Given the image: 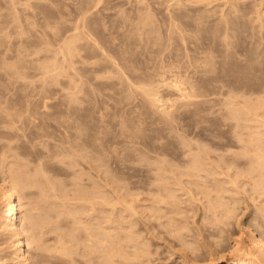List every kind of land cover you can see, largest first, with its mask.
I'll list each match as a JSON object with an SVG mask.
<instances>
[{"label":"bare ground","instance_id":"bare-ground-1","mask_svg":"<svg viewBox=\"0 0 264 264\" xmlns=\"http://www.w3.org/2000/svg\"><path fill=\"white\" fill-rule=\"evenodd\" d=\"M89 1H91V0H89ZM169 1L170 0H168L167 3H169ZM178 1H181V0L176 1L177 6L174 4V2H173V4L175 5L176 9L178 6H180V7H178L179 9L177 11H176L175 7L173 10L170 9L173 11L174 14L171 11H169L170 14L172 13L173 15L167 14V16H168L167 18H169V19L164 18V19H166L165 22L167 20H170V21L166 22L168 24L169 28L167 27V25H165L166 24L165 23L164 24L165 26H163V29L158 27V29H159L158 30L157 29L158 25L156 26V25H153V23H152V21L154 19L156 20V16L154 19H151L150 18L151 16L149 18H147L150 14L146 15L143 12V15H146L147 16L146 18L148 19V20L143 19L144 22L141 24V26L144 24L143 28L141 29L140 25H136V23L137 24H140V23L135 21L136 23L133 22L136 25V26H134V28L137 26H138L137 28H139V26H140L139 31H137V29H135L136 31L132 30V33H131L130 29H128V31H127V35H130V33L132 34V35H130V37L134 35L133 36L135 38V39L133 38L134 41L132 39H130L129 36L127 37L126 32H125L124 35H126L127 39L129 38V40L126 42L124 40H122V41H124V43H127L128 45H130V46H128L127 44H125L126 47L128 46L131 48L132 44H133V47L135 46L136 53H134L135 51L133 53H131V51L129 50V52L131 53V54H129L128 49H130V48H128V47L124 48L125 47L124 44L123 45L120 44L121 48H119V49H122L123 46H124L123 48L125 50L127 49V51H125V50H124V52L122 50L121 51L123 54L125 53L124 54L125 57L127 55L131 56V59L129 58V61L131 60L132 64H130V62L127 61L128 57H126L127 60L124 61L125 60L124 59L125 57H123L124 55L121 54L120 50H119L120 53L117 50V53H119V54H116V53L115 54H116V56L117 55L120 56V58L117 56L119 58L117 60L118 61L117 63L122 64L123 66H124V64L125 65L127 64L123 68H122V65L121 66L119 65L121 68L120 69L118 67V64L116 63V61L111 59L110 56L112 54L111 55L108 54L109 56L104 57V55L106 56L107 53L104 51V49L99 50L101 47V45H100L101 43L98 44V50H99V52L101 51V53H102L101 56L103 57V59H101L102 57L96 58V56L98 57V54H97L98 51H96L97 52V53L95 52L96 53V56H95L96 59L93 57L94 61H90V62H93V64L95 66L97 65L99 67V65L97 64L99 62H97V61H99L101 59L100 63L102 61L103 66L105 68L108 69V67L112 66L116 70L119 69L117 71L119 73H114V69L112 68L113 69L112 70L110 67L109 70L110 69L111 70L110 71L107 70V72H110V73H108V75L106 74L105 68H104L105 71H104V69L101 70L102 68H100V70L102 72V74H101L99 72L100 70L97 68L95 69V66L92 65V68L94 67V69L97 70V71H94V72H96V73H94V77H96L95 74L100 73V74H97L98 79H96L92 76L93 72L90 75V73H91L90 72L91 71L90 65L92 63H90L89 61H87L88 62L87 63L85 61V64L89 65V66L88 65H86V66H88L87 69H90V71L88 74L86 73L85 76H83V77H86V75L88 77L92 76V77H90V79L91 80L94 79L98 83L100 80L101 81L100 84L102 87L104 86L103 83L106 84V82L107 83L110 82V81H106V80H109L108 78L111 77V73H114V76H115V74L118 76L120 74V70H121V73L123 74V70H125V68H126V72H128V73H126L127 77H125L126 76V75H124L125 73L123 75H119L118 77L115 76L116 78L119 79V81L118 80L117 81L119 82L120 86L116 82L115 83L118 87H122L121 85L125 84L126 88H125V86H123V87L126 90H124L122 88L123 91L127 92L129 90L128 92H130V90H131V94H132V90L134 88H135V90L139 89L138 91L141 92L139 95V97L141 98V102H139V103L142 106L143 111L145 109H147V107H145V106H148V105H150L149 108H151V109L154 108L155 110H158V108L163 105L164 102L163 103L161 102L162 104L160 106V101L163 97L162 98L160 97L162 91L158 92V91H160V90H158V87L163 88V86L161 87V84L164 85L165 83H167V81H165V80H167V79L169 80V78L172 77L173 75H176L175 76L176 78L174 77V79L178 78L177 74H179V73L181 74L180 71L178 73V70L182 69V66L184 65V64L182 65V63H184L183 60H186L185 65H187V60L188 61L191 60L193 62V64H190L191 61L188 62L189 65H187V66L184 65L185 67L183 66L184 67L183 69L187 68L189 71V70H191V68L189 69V66L191 67L192 65H196L195 70L199 67V69L201 68L203 73L205 72L203 74V76H206V77L205 78L202 77L203 79L201 78L202 79L201 81L202 82L206 81L207 83H209L208 84L209 86L207 88L205 86H203L201 81H198V80H196V82H194V80L192 81V79H195L194 77L196 76L194 73H193L194 75H192V72L190 74L189 72H184V70H181V71H183V73L185 75V77H184V75L183 76L181 75V82L180 83H182V84L178 85L180 83H178L177 81H179L180 78H178L179 80H176L174 82L178 83V84L176 83L178 88L175 90H178L177 92H180L182 97L180 96L181 98L179 100H177L178 99L177 97L179 96L177 94L178 96L176 95V98H175L176 100L175 99L171 100L172 101L171 104H174L173 105L174 108L176 106L179 109H183V111L187 110L186 112H188V110H191L193 113L194 122L196 124L202 126V127L208 128L211 131L210 136H204V135L202 136V134H198V133H194V132H193V134L190 135L189 133L182 132V130L178 131V129H177V131H174L175 128H173V127H174V123H176L174 121H178L177 119L179 117L178 118L175 117L176 115L173 114L174 112L173 113L169 112L167 109H170V108H166L167 105L166 106L164 105L165 107L162 106L164 108V110H166V111H163L162 110L163 108H160L161 109L160 111H162L161 112L162 114L159 111H157L155 114L154 109H153L154 110L153 111V110H150L148 108L149 113L151 111H153V113L151 112L152 113V115H151V113L147 114L146 110L144 112L143 111L141 112V110H140L141 108L139 109V107H137L136 103L132 104L133 103L132 99H130V102H132V103L128 102L129 101L128 99L132 98L133 97L132 95H135V94H132V95L129 94L128 95L129 98L126 96L128 98L127 99L126 97H124L127 93L126 92H125V94H124V92L121 93V90H122L121 88L116 87V89L117 88L119 89L118 90L119 92H117V90L115 89V90H113V93H112L111 90H110V92H108L109 88H107L108 85H106V87H103V89L107 88L108 89L107 92H106V90H103L102 87L100 88L101 89L100 91H102V94H100V91L97 89L96 92H99V93L95 92L96 95L100 94L103 96L106 93V96L104 95L105 98L108 96L107 94H110V95L112 94L113 96L117 94L118 97L116 96V97H114V99L117 98L116 100L121 101L120 102L121 104H122V100H123V102H124V100H128V101H126L128 103H126V104L123 103V106L125 104L126 109H127L126 111H124L125 113L126 112L131 113V111L134 110V108H135L137 110V112L133 111L134 114L135 113L137 114L138 112H140V115L143 117L145 115V114L143 115V113H146L149 116L151 115L150 118H149V116L145 115V117H147L149 119H152L151 118L152 116H156L158 112H159V115H161L162 117L165 116L164 117L165 119H163L161 116L158 115V119H159V117H161L164 120V121L162 120L164 122L163 123L160 121L161 119H159V121L161 122L159 124L162 128H160L158 126L160 128L159 129L156 126L158 121H156L157 122L156 124L154 122L156 128H158L159 130L156 133L155 137L153 138V141H150V143H148V145L150 144V147H148V145H147V147L143 146L145 144L144 141H142L143 144H142V142L140 144L135 143L136 137L139 138L138 135H140V133L143 129V128L141 130L139 128L137 129L135 126L137 125L140 128L143 127L140 123H142L144 121H143L142 117L140 119L139 118L140 116L139 117H138V115L134 116L133 113H131L130 114L131 117H129V118L132 119L133 116H134L133 118L138 117V118H136V120L138 119V122L139 121L140 122L138 124V122L137 123L135 122L136 120L135 121L133 120V122L136 123L135 126L132 125L135 130H132V131H131V129L128 130L129 126L127 124L128 123L131 124V122H128V120H127V117H128L127 115H129V114H126L125 116L123 115L124 114L123 110L125 109V107H123L122 105L121 106H122V113L123 114L121 113V116L122 115L124 116V117L122 116L124 118V120L126 117V121H125L126 123L124 122V120L122 118L123 124L118 125V123H120V122L122 123V120L120 121L121 116H119L114 111L116 108L114 110L112 109L113 107H116V105L112 106V105H114V104H112L111 105L112 107L109 105L110 104L109 101L111 102L112 101L111 98H113L112 95H111L112 97L110 95L107 97V99H109L107 102L104 101L105 98L102 96H99L101 98L96 96V97H98L97 99H101V100H97V99L96 100L98 102L97 103L98 106H101L102 108L104 107V109H105V107L107 108V109H105L106 110L105 111L104 109H102L100 107L103 110V112L104 111L107 112V115L109 114V116H110L111 113L115 112L114 114L117 115L118 120H115L117 118L114 114H111L112 118H110L111 117L110 116L109 117L110 119H107V120H109L111 122V120H113V117H114L112 124L117 123L116 121H120L117 123V125L111 124V126H110L109 121H104V120H106V119H103L105 117L106 113L105 112H104L105 114H102L100 112H99L100 114L97 113V111H95V108H94L96 106L95 102H94L95 106L93 103V108L91 107V109H87L88 111H86V108L87 107L90 108V106L92 105V104L89 105L90 103H88V102H90L92 100L90 97L94 91L93 92L91 91V93H90L89 90H86V88H88V87L80 88L81 87L80 85L84 84L87 80L84 82L85 78L83 79L82 75H84L83 73L86 71L82 72V75H81V70H80L79 65H80V63H84L83 60H85V59L90 60L89 57H92V56L88 55L89 56L88 58H85L82 56L84 58L83 59V58L79 57L80 54L78 52H79V49H80V51H82V49H83V51L86 50L87 46H88V48L94 47L93 50L95 51V47L97 46V44L94 43V46H93L91 44L92 42L90 43V41L94 40V39H91L92 37L88 38L89 36H91V34H89V35L87 34L88 35L87 38L89 40L84 35L85 32L88 33L87 32L88 30H89V33L90 32L92 33V31H90L91 29H89V28H91V26H90L91 24H89V25L87 24L88 25L87 27H89L88 30L82 26L81 30H83V28H84V30L86 29L85 32H84V30L82 31V32H84L82 34L79 33L80 31L78 32V30H80V29H78V28H77L78 30L75 29L74 26L77 25V24H75L73 26L74 28H72V29L76 30L77 31L76 33L77 34L79 33V35H77L71 29L73 31V34H72L71 30H70L71 35L67 34V35H69V42H68L69 45L67 42H64V44L67 43V45H68V46L65 45L67 49L65 48V46H64V48L61 47V48H63V50L66 49V51H68L72 55V57H71V55H69L72 58L71 59L69 57V60L71 59L70 61H72V63L70 62V64H72V66L75 63L77 64V67H78L80 73L78 74V71H77L78 69L74 70V72L77 71V72H75V74L78 75L77 79L79 78V75H81V79L83 82V83L79 84L81 79L79 78L80 81H78L73 76L74 72H71L73 74H71V73H70L71 75L66 74V76L67 75L71 76V78L69 77L71 81H68L69 83L72 82V84H70V86L72 85L71 87L75 88V86H76L75 83H76V81H78L79 85L78 84L77 85L80 87H78V86H77L78 88L76 87L77 88L76 93L79 94L81 91H84V90H86L87 93H88V91L90 93L89 94L90 97L87 95L90 98V100L88 97H86V98H88L89 101L85 98L87 100L88 104L83 102L84 105L85 104H87V105H85L86 107L84 106L85 109H83V107H82V111H81L80 106H81L82 101L85 99L79 98L80 95L78 96L77 94H75L76 90L73 91L74 88L72 90V92L74 94L72 92L68 93V94H70L69 95L70 97L68 98V100L66 98L67 95L64 96L65 99H63V102H62V98H60L61 100H59V98H58V100H57L58 102H55V100H53L54 93H52V92L54 90H52V89L54 88L55 83L58 80V79H56V81L54 82L55 77L57 74L60 75L61 72H63L61 74L65 75L64 70L66 69L65 71H68L69 68H71V65H69V62H68L69 60L67 59L68 60L67 61L65 59V61L68 63V64L66 63L67 67L65 68V66L63 65V71L57 73L56 72L57 70L58 71L62 70V68H60V69L58 68V67H60V64L57 61L60 58H58V60L56 58H55V60H53L54 54H57V53H55V52L53 53L50 50H45L46 51L45 52L42 49L41 50L36 49L37 50L36 51L35 48H39L42 45L40 44V46L36 47L35 45H36V43L38 44V42L34 41L35 42V44H34L33 40H32L33 43H31L30 46L32 48L31 49L32 52L34 53V51H35V54L30 52L29 51L30 49H28L27 47H26L27 51L24 50V46L25 45L27 46V44H25V42H24L25 45L21 42L24 45L23 50L20 48V45H22V44H19V48L21 49L20 51H19V48H18V51L16 50V52H14L15 50L12 49V53L6 54L5 50L7 47H10V46H7L5 44H8L9 41L5 38H4V40H7V42L4 41L2 38L3 37L2 35L6 30H7L8 34H10L9 32H11V31H10V27H9V31L6 28L3 32L2 27L5 25V23L2 22V24H4V25H2L0 23L2 26V27L0 26V28H1L0 32L2 31L1 32L2 35L0 33V36H2L0 38V42H1L0 45L2 44V41L5 42V44H4L5 48H4V46H3V48L1 47L3 50L5 49L3 51L5 55L1 54L3 52L0 53V84L3 86V87L2 86H0V87L5 88V89H0V148H1L0 153H2V155L0 154V241H1L0 243H2V245L3 244L6 245V243L9 244L8 248L6 246L4 247L5 248L4 253H0V264H12V263L13 264H264V0H261V1L259 0V3H258V0H256L258 3L257 6L259 7V9H257V10L255 9V6H256L255 0H225V1L222 0L223 1L222 4H220V5L218 4L219 8H221L223 5V7L221 9H217L218 8L217 3H216V5L213 4L214 5L213 7H215V8L211 7L212 3L217 2L214 0H186V1H181L182 3L183 2L185 3V4H183V7L181 4H179L180 2H178ZM2 2H4V1L2 0ZM15 2L17 3V1H15ZM92 2H93V0L90 3H92ZM155 2H158V0H155ZM163 2H164V0H163ZM170 2H172V1H170ZM177 2H178V4H177ZM0 3H1V1H0ZM8 3H10V1ZM13 3L14 2H12V4ZM136 3H137V0H136ZM88 4H86L87 7H88ZM138 4H137V6H138ZM142 4L143 3H141V5ZM187 4H189V6ZM6 5H5V8L7 9ZM147 5H145V6H147ZM152 5H155L156 7L158 6L155 3ZM164 5H165V2H164ZM185 5H187V6H185ZM259 5L261 6V8ZM8 6H9V4H8ZM14 6H16V5H14ZM42 6L44 7V5H42ZM140 6H139V8H140ZM257 6H256V8H257ZM9 7H11V6H9ZM84 7H86V6H84ZM151 7H153V6H151ZM190 7H192V8H190ZM0 8H1V6H0ZM2 8H1V10H3ZM141 8H143V7H141ZM186 8H189V9H187V11H186ZM46 9H47V6H46ZM149 9L150 8H148V10ZM158 9L162 10V8H158ZM158 9H156V10H158ZM1 10H0V13H1L0 14V20L3 21L6 18L8 11L3 10L5 12H7L5 15V13L1 12ZM54 10H55L54 13H56L57 10L56 9H54ZM82 10H85V9L82 8ZM131 10H132V8H131ZM151 10H152V8H151ZM96 11H98V10H96ZM175 11H176V13H175ZM12 12L13 11H11L9 13L13 14ZM41 12H43V11H41ZM50 12H51V10H50ZM141 12H142V10H141ZM146 12H147V10L145 11V13ZM149 12H147V13H149ZM162 12H164V11L162 10L161 13ZM167 12H168V10H167ZM254 12H255V14H254ZM90 13H92V11ZM121 13H122L121 15L126 14V12L124 13V11H121ZM151 13H152V11H151ZM155 13L158 14L157 11H155ZM155 13H154V15H156ZM217 13H219L220 15H218ZM3 14L5 15V18L3 17V20H2L1 17L4 16ZM35 14L37 16L38 13H35ZM35 14L33 17H35ZM41 14L43 15V13H41ZM46 14L47 13L45 12V19L47 16H49L50 13L48 15H46ZM100 14H104V13L101 12ZM130 15H131V13H130ZM143 15H141V16L139 15V16L142 18ZM154 15H153V17H154ZM11 16L13 17V15H11ZM52 16L53 15H51L50 18H52ZM90 16H97V13L95 15V12H94V14L90 15ZM104 16H105V14H104ZM104 16H102V17H104ZM165 16H166V14H165ZM169 16L170 17L172 16L173 18L170 19ZM102 17H100V18H102ZM105 17H107V16H105ZM137 17H138V15H137ZM160 17L163 18L162 15ZM160 17H157V18H159V21H160ZM47 18L49 20L54 19V18L50 19L49 17H47ZM83 18H81V19H83ZM92 18L93 17H91V19ZM123 18L124 17H122V20L124 22L125 18L124 19ZM129 18H131V17H129ZM141 18H139V20ZM9 19H10V21L12 20L11 17ZM87 19H86V21H87ZM114 19L115 18H113V20ZM134 19H135V17H134ZM31 20H33V19H31ZM93 20L94 19H92V21ZM113 20H112V22H114ZM163 20H161V21L163 22ZM18 21H19V19H18ZM80 21H82V20H80ZM88 21H89V19H88ZM103 21H105V22L109 21L111 23L110 20H107V21L103 20ZM131 21H132V18H131ZM16 22H15V24H16ZM31 22H30V24H31ZM48 22H50V21H48ZM84 22H85V19H84ZM89 22L91 23V21H89ZM105 22H103V23H105ZM109 22H108V25H109ZM119 22H120V20H119ZM123 22H121V23L123 24ZM52 23H51V27L54 25ZM56 23H58V22H56ZM62 23L64 24L65 22H62ZM72 23L74 24V22H71V24ZM77 23H79V22L77 21ZM124 23H126V22H124ZM155 23L156 22H154V24ZM157 23H159V22H157ZM18 24H16V25H18ZM81 24H83V23H81ZM117 24H118V21H117ZM7 25L8 24H6V26ZM16 25L14 26L13 29H15ZM57 25H59V23ZM65 25H66V23H65ZM65 25H64V28H66ZM67 25H68V23H67ZM72 25H71V27H72ZM92 25H95V24L93 23ZM118 25H120V24H118ZM130 25H128V26H130ZM146 25H149L150 29H148L147 28L148 26L146 27ZM10 26H11V24H10ZM19 26H20V24H19ZM61 26H62V24H61ZM84 26H86L85 23H84ZM97 26H98V24H97ZM111 26L113 27V25H111ZM111 26H110V28H111ZM121 26L122 25H120V27L119 26L118 27L121 29L122 28ZM12 27H11V29H12ZM31 27L32 26H30L28 28L30 29ZM58 27H60V26H58ZM96 27H93L92 30H95ZM114 27H115V29H117L115 26V23H114ZM166 27L168 28L167 31L169 32V34H168V32L166 33V31H165ZM49 28H50V25H49ZM64 28L60 27L61 30ZM99 28H100V26H99ZM132 28H133V26H132ZM122 29H124V28H122ZM125 29L127 30V28H125ZM125 29H124V31H125ZM146 29L148 30V32L150 30H152V31H150L151 32L150 34L154 33V34L160 35L158 37H162V34L166 33V34H164V37H162L160 39H158V37L155 38L156 37L155 35H154L155 37L153 36V39H152L153 43L152 44L153 45L156 44V46H152V45L151 46L153 47L152 50H154V51L157 49V46L158 47L160 46L161 51H162L163 47L165 48L166 43L168 44L169 41H171L169 43L170 45H172L174 41L175 42L178 41L177 43H180V44L174 43L175 45L173 44L172 47L167 45L166 48H168L167 51L169 50L168 53L165 50L163 51L164 53L166 52L169 55V58L166 57V59L168 58L169 61H170L169 52H171L170 50H176V49H173V48L177 47L176 45H179L180 47L182 46L181 48H179V47L177 48V50L178 49L180 50L179 53L183 52V51H181L183 46H184V48L186 47V50H188V52L185 50L186 53H184L185 52L184 51L183 54L180 55V56H183L182 58L178 57L179 53L177 51L176 52L173 51L176 54L175 57L179 58V62H177L178 64L176 63L177 64L176 67L174 66L175 63L173 64L174 58H172L170 61L171 62L170 65L172 67L170 65H168V63H167L168 60L165 62L168 66V67L166 66V69H168L169 67H170L169 68L170 70L172 68H174V69L177 68V69H175L176 71L175 70L172 71L173 70L172 69L170 71V73H169V70L167 72V70L164 69V71L166 70V72L170 74V76L164 75V76H167V78H165V77L161 78L163 73H166V72L155 71V68H156V70L160 69V71H161V68L163 70V68H165V67H163V65L165 63L163 65H161L160 68H159L158 64H156V67L154 64V70H153V67H151L152 65L150 63H148V59L150 57L148 59H146L148 64L144 63L146 61L143 62V60H142V62H143L142 64L144 65V67H146L145 70L147 72L151 68L150 73H148V74H151L148 78L149 81H151L150 77L153 79L154 77L157 78L159 76L160 78L158 77L156 80L154 78L155 82L156 81L159 82L161 79L165 78V79L161 80L164 83L161 82L160 84L159 83L154 84L155 82L153 80H152V82L147 81V79L144 80L145 77L147 76V73L145 72L146 74L144 76L142 66H141L142 65L141 62H140V64H141L140 67H139V63L136 62V64L138 65L139 68L135 67L136 64H135V62H133L135 59L137 61H139L140 57L142 58V55H144L145 53L149 54V56H151V57L154 56V54L149 53L151 51V49H150L151 47L148 46V44L150 45V43L146 41L147 46L150 47V48H147V50H150L149 52L145 49L147 46L145 47L144 44H142L144 42L143 40H145L144 35L146 33H147L146 35H148L149 38L152 37V35L148 34V32L145 33V31H147ZM243 29H244V31H243ZM21 30H22V28H21ZM53 30H55V29H53ZM58 30H59V28H58ZM66 30H68V29H66ZM102 30L99 29V31L95 30L93 32H97L96 34H98V32H100ZM105 30H106V32L108 31L107 29H105ZM111 30H112V28H111ZM129 30H130V33L128 34ZM162 30H164L163 33L161 32ZM241 30H242L243 34L241 33ZM12 31H14V30H12ZM15 31H17V27H16ZM20 31H17V32L20 33ZM32 31H34V30H32ZM44 31H45V29H44ZM114 31L115 32L119 31V33H121L120 30H118V31L114 30ZM238 31L241 34L237 33ZM28 32H26V34ZM35 32H36V34H37V32L39 33V31H35ZM45 32L47 33V31H45ZM59 32H60V30H59ZM64 32L62 31L61 33L63 34ZM103 32L106 33L105 31H103ZM115 32H114V34H115ZM122 32H123V30H122ZM21 33H23V31H21ZM57 33L58 32H56L55 35H57ZM61 33H60L59 38L62 39L63 35L61 37ZM133 33H135V34H133ZM6 34L7 33H5V35ZM31 34L32 33H30L29 36H31ZM48 34H49V32H48ZM74 34H75V36H73ZM100 34H103V33H100ZM100 34H99V37H101ZM167 34H168V36H167ZM12 35H13V32H12ZM19 35H21V34H19ZM82 35H84L85 37ZM112 35L113 34H111V36ZM115 35H117V34H115ZM115 35H113V36H115ZM124 35H122V37ZM9 36H11V35H9ZM15 36H13V37L15 38ZM27 36H25V37H27ZM49 36H51V34H49ZM71 36H72V39L70 38ZM95 36H93V38H96ZM104 36H106V34H104L103 37ZM107 36H110V35H107ZM148 36H146L147 40L151 41L148 38ZM165 36H167V37H165ZM32 37H33V35H32ZM57 37H58V35H57ZM118 37H121V36H118ZM122 37L120 38V40L122 39ZM8 38H11V37H8ZM40 38H41V36H40ZM53 38H51V39L56 40L55 38L54 39ZM59 38H57V39H59ZM79 38H82V39L78 41ZM83 38L86 40L84 41ZM105 38H107V37H105ZM37 39H38V37H37ZM114 39H111V41L112 40L114 41ZM161 39H162V41H161ZM165 39H166V42H165ZM27 40L28 39L26 38V43L31 42V41L27 42ZM42 40H43V38H42ZM66 40H68V38ZM70 40H71V43H70ZM97 40L95 39V41H97ZM100 40H101V38H100ZM130 40H132V41H130ZM163 40H164V42H163ZM12 41H14V40L12 39ZM17 41H19V40H17ZM49 41H51V40H49ZM57 41H55V43ZM63 41H65V40H63ZM122 41H119V42L121 43ZM139 41L140 42L143 41V42L140 43ZM158 41H160V42H158ZM14 42L12 43L13 45L15 44ZM19 42H17V43H19ZM44 42H46V41H44ZM53 42L54 41H51V43H53ZM76 42H79V43L76 45ZM119 42H116V43H119ZM135 42H138L139 45L137 44V46H136ZM146 42H144V43L146 44ZM49 43L50 42L47 43L48 46H49ZM114 43H115V41H114ZM129 43H132V44H129ZM33 44L35 47H32ZM140 44H142V46H144V48H141L142 46ZM181 44H183V45H181ZM114 45L115 44H113L112 46H114ZM116 45L119 46V44H116ZM211 45L214 47H211ZM51 46L53 49L52 44H51ZM13 47H11V48H13ZM104 47H107V45L106 46L104 45ZM136 47H138L139 49L140 48L145 49V51L144 50L142 51L141 49L139 50ZM33 48H34V50H33ZM45 48H47V47L45 46L44 49ZM54 48H55V46H54ZM110 48H111L110 52H115L114 50L112 51V49L115 47L112 48L110 46ZM116 48L118 49V47H116ZM184 48L182 50H184ZM7 49H10V48H7ZM15 49H17V47ZM47 49H50V48H47ZM57 49H58V46H57ZM89 49H87V50H89ZM96 49H97V47H96ZM63 50H60V52H58L59 51V49H58L57 52L61 54ZM133 50H134V48L132 49V51ZM138 50H139V52H138ZM157 50L159 53L160 48ZM8 51L11 52V50H8ZM8 51H6V52H8ZM40 52H42L43 54L48 52L47 54L51 55V56L48 59L49 56L47 57L46 55H42V53L40 54ZM49 52H52V54H50ZM85 52H84V54H86ZM90 52H92V51H89V53ZM103 52H105V53H103ZM140 52L144 53V54L141 55ZM92 53H94V52H92ZM137 53L138 54L140 53V54L137 55ZM152 53H154V52L152 51ZM174 53L171 54L172 57H173ZM76 54H79V56L78 55L76 56ZM190 54H193V57ZM219 54L221 55L220 57L224 56V58H222L220 60V58L218 56ZM222 54H223V56H222ZM113 55H112V58L115 59L116 56H113ZM121 55H123V56H121ZM132 55H133V57L136 55L135 59L134 58L132 59ZM156 55L158 56L157 51L155 52V57H157ZM159 55H160V53H159ZM52 56H53V59L51 58ZM65 56L66 57L68 56L67 53ZM84 56H86V55H84ZM137 56H140V57H137ZM77 57H79L78 62L80 61V58H81V60L83 59L82 62H79V63H77V61L75 62L74 58H77ZM108 57H110V58H108ZM122 57L124 60H121ZM146 57H147V55H146ZM155 57H152L153 61L151 60V58L149 60L154 62ZM164 57L161 56L162 61H163ZM157 58H159V56ZM157 58L155 61H157ZM190 58H192V59H190ZM97 59H99V60H97ZM161 59L159 60L160 61L159 64L162 62ZM119 60H120V62L124 61L125 63L124 62L119 63ZM65 61H64V64H65ZM95 61L97 62L96 64H95ZM114 62H115V64H114ZM126 62H128V63H126ZM157 63H158V61H157ZM180 63L182 66L180 65ZM56 64L58 65L57 67H56ZM76 64L74 66H76ZM128 64L129 65L134 64V66L133 67L129 66L130 67V69H129ZM61 65H62V63H61ZM115 65H117V67H115ZM149 65H151V66L147 70ZM178 65H179V67H178ZM74 66L72 69L76 68ZM81 67H84L83 64H81ZM100 67H101V65H100ZM144 67H143V69H144ZM137 69H141L142 73L139 74V72H141V71L139 70V72H138ZM152 70L154 72H157L156 73L157 76L153 75V73H151ZM201 70H200V72H197L198 75L202 73ZM103 71H104V73H103ZM132 71L137 72L134 74L135 77L134 76L129 77V75H131ZM185 71H187V70L185 69ZM55 72L57 73L56 75H55ZM129 72H130V74H129ZM171 72H173L172 75H171ZM193 72H196V71L193 70ZM185 73L192 75L194 77L191 79V78H189V75L186 76ZM142 74H143V76H142ZM58 75L56 78H58ZM72 76H73V78H72ZM114 76L112 75L110 80ZM152 76H154V77H152ZM201 76H202V74H201ZM106 77H107V79H106ZM143 77H144V79H143ZM200 77L198 79H200ZM126 78H127V80H126ZM138 78L139 79L142 78L144 81H142V79L139 80ZM172 78H171V81L173 82L174 79L172 80ZM86 79H87V77H86ZM59 80H61V79H59ZM91 80L89 81V78H88V82H89L88 84H90V82H93L94 85L93 84L92 85L95 88L91 84L90 85H91V89L94 88V90H95L96 87H99V86L95 85L98 83L94 82L93 80L91 81ZM112 80H115V79H112ZM112 80L109 83L110 84L109 87L111 86L112 82H114ZM39 81H40V83H39ZM73 81H75V82H73ZM127 81H128V83H130L131 86L127 83ZM134 81L137 83V84L135 83L136 86L137 85H139V86L135 87L134 86L135 84L133 83ZM146 81H147V83H146ZM5 82H7V83H5ZM172 82L168 81V83H172ZM53 83H54V85H53ZM4 84H7V85L4 87ZM66 84L67 83H65V86H66ZM74 84H75V86H74ZM88 84L86 86H88ZM114 84H112V85H114ZM140 84H142V85H140ZM172 84L176 85L175 83H172ZM172 84H170L169 87L172 86ZM8 85L15 87L14 91L15 92L17 91V96H16L15 92H14L15 95H13V93H12L10 96H14V98L18 102H19V100H17V99H20V105L21 106H19V103H17L14 98L8 97L9 95H7V92L9 91V87H10V86L7 87ZM52 85H53V88H52ZM67 85H68V89H69L70 88L69 84H67ZM165 85H166L165 88L168 89V91H169L170 88H167L168 87L167 84H165ZM60 86H61V83H60ZM229 86H230V88H229ZM231 86L233 88H231ZM16 87L20 88V89L16 90ZM127 87H128V90H127ZM223 87H225V88H223ZM64 88H63V90H64ZM112 88H114V87H112ZM174 88H176V87H174ZM6 89H7V92L3 91ZM21 89L24 91V94H23V91ZM27 89H31V90H27ZM58 89H60V88H58ZM58 89H55V91L56 90L58 91ZM70 89H72V88H70ZM80 89H81V91H80ZM82 89H84V90H82ZM227 89H231L232 91H233V89H235V91H240V94L242 93L244 95V98H245V95H247V94H248V96L250 95L249 101H250V99H252V102L250 103L249 101L248 102L245 101L246 103H244V100L247 99V96H246V99L243 98V100L241 101L244 104L242 105V107H239V104H236V102H237L236 97H238V98H239V96L243 97V96H241L242 94L238 95V93H237V95H235L234 94L235 91H234V93H232V94H234L236 97L231 95V98H230L229 96H230V93L232 91L228 90L230 92L229 93L227 91ZM20 90L22 93L19 92ZM103 91H104V93H103ZM3 92L6 93V97H8L7 99H5L6 97H5ZM11 92H13V89ZM115 92H116V94H115ZM137 92L133 91V93L137 94L135 96H138L139 92L138 93ZM226 92L228 93V95L226 94ZM10 93H8V94H10ZM20 93H21L20 96H22V94H23L24 97L19 98L20 96L18 97V94H20ZM58 93H60V92H58ZM118 93H119V95H118ZM158 93H160V94H158ZM222 93H224V95L226 94V100L224 102H223V100H221L220 107H221V104L224 103L222 105H223V107L226 106L227 108L226 107L225 108L227 110L225 108H223V109L219 108V110L217 109L215 114H214V111H213V113H211L214 105H211L210 103L213 102V104H214V102H216V104H217V100L221 96L224 97V95ZM82 94H84V93L82 92ZM120 94H121V96H120ZM141 94H142V96H141ZM3 95H4V97H3ZM209 95L211 97H212V95L213 96L217 95L218 99H216V98L213 99V98L209 97ZM85 96H86V94H85ZM217 96H215V97H217ZM252 96H254V97H252ZM56 97H57V95H56ZM73 97L75 98V100ZM94 97H95V95H94ZM109 97H111V98H109ZM119 97L120 98L123 97V99L121 100ZM139 97L137 99L140 101ZM223 97H221V98H223ZM78 98L81 99V101ZM102 98H104V99L102 100ZM11 99H14V100L11 101ZM21 99H23V100L21 101ZM77 99L79 101H77ZM114 99L112 102L117 103L118 104L117 106H119V102H116V100L114 101ZM168 99L169 98H167V100ZM220 99L218 100L219 102H220ZM223 99H225V97ZM240 99H242V98H239V100ZM135 100H134V102H135ZM162 100H164V99H162ZM239 100H238V102H239ZM60 101H61V103H59ZM93 101H95V99H93L92 102ZM143 101H145V102L142 103ZM168 101L170 102V99ZM241 102H239L240 106L242 104ZM139 103H138V106H139ZM128 104L129 105L131 104L134 106L133 109H132V106H130L132 109L131 111H128V110H130L129 109L130 107H127ZM144 104H145V106H143ZM171 104H169L168 107H173V106H171ZM206 104H207V106H206ZM208 104H210V105H208ZM108 105L113 110V112L108 110V108H109ZM98 106H96V107H98ZM216 106H219V104ZM216 106H214V107H216ZM144 107H145V109H144ZM210 107L212 108V110ZM100 108H98V111L100 110ZM179 109H177V110H179ZM90 110H92V112H90ZM207 110H210L211 112L210 111L207 112ZM85 111H86V114H87V112L88 113L90 112L92 114L95 113L94 115H96V116L102 115L103 116L102 119L105 122V124L107 125V127L105 124H103L101 126L104 127V125H105V128L107 130L104 128H103L104 130H102L101 129L102 127L98 126V124H94V125L92 124L95 120H97V119L100 120L101 116L99 117L100 119L93 116L95 118L92 117L94 120L92 123H90L88 120L82 122V120H83L82 117L84 116V114L83 113L81 114V112H85ZM119 111L121 112V109ZM206 113H210L211 115L212 114L213 115L211 116V115L206 114ZM153 114H155V115H153ZM250 114L254 117L255 120L253 118L252 119L255 122V124H253L254 123L253 121L247 122L248 120H251L252 116L250 117ZM88 116H90V115H88ZM119 117H120V119H119ZM83 118H86V115ZM105 118H108V117H105ZM52 119L54 121H52V123H51V121H49V120H52ZM55 120H56V122H55ZM57 120H58V123H57ZM89 120H90V118H89ZM153 120H154V118H153ZM187 120H188V118H187ZM243 120H244V122H243ZM48 121L50 123H47ZM90 121H92V120H90ZM100 121L102 122V120H100ZM114 121H115V123H113ZM147 121H148V119H147ZM149 121L152 122V120H149ZM59 122H60V124H59ZM61 122L63 124L62 126H61ZM96 122H98V121H96ZM104 122H102V123H104ZM106 122H109L108 123L109 125ZM181 122H182V120H181ZM245 122H247V123H245ZM53 123H54L55 129L62 127V129L60 128V135H58L59 133H57L59 130H56L57 132L54 131L55 130L54 127H52L54 130L49 129V128H51L50 124L53 125ZM81 123L82 124L83 123H86V124L89 123V124L87 126H86V124H84L85 126H83ZM124 123L126 124V127H127V128L124 127L125 128L124 132L127 130L129 131V132L128 131L125 132L126 134H123L124 132L122 130L123 125L125 126ZM250 123H252V124H250ZM29 124L37 126V129L30 127L32 129L31 130L32 132H35L37 130L39 131V129L40 130L42 129L43 131L40 132V134L43 133L44 137H45V131H46L48 138H52L51 135H53L52 139H54L56 136H54L53 133L55 132L57 134V137H59V139H60V140H58V138L56 137V139L53 140V142L57 140V142H54V143L52 142V145L55 146L54 147L55 149L58 147L60 149L62 148L61 150L66 151V150H68V147L66 145L69 144L68 146H69L70 151L68 150V151H66V153L71 152V155L69 153V154H67L68 156L66 155L65 157L67 159L70 157L71 159L68 160L70 162H65L66 164H63V160L66 161L67 159L63 158V156H61L62 154L59 155V153H61L62 151H58V149H57L56 150L57 152H55L54 148L52 150V148L50 146L52 140L47 139V136L45 139L43 138V136L42 137L40 136L42 138L41 139L39 136H36L37 132H38L37 131L34 133L36 135L33 134V137H32L31 136L32 133L30 132V130L28 128H26V130L27 129L29 130L27 132L24 128V126H26V127L32 126ZM56 124L58 125V127ZM90 124H92V125H90ZM142 124L144 125V123H142ZM161 124H163V125L165 124V126H162ZM46 125H48L49 127ZM96 125H97V127H100L102 132L103 131H104V133L106 132L105 133L106 136L108 134H110L108 132V130H110L109 129L110 127L117 126V128H118V126H119L120 130H119V128L117 129L116 127H114V128H116V130L120 131V132L117 131V135H116L117 138L116 139H118V137H120V139H121V137H122L121 141L123 140L122 142H124V139L128 138L129 141L127 139H126V141L130 142V140H131V143H130V146H131V145H134V144H132L133 141L131 138L135 137L134 143L137 144L136 145L137 147H134L135 145L133 147L132 146L129 148L127 147L128 148V150H127L126 146H128V145L123 146L122 142H121L120 143L121 145L119 146L118 145L119 143L118 144L116 143V145H118L117 147L120 148L119 151H122V152H121V156L120 155L118 156V154L114 155L113 154L114 152L112 151L113 148L107 147L110 144L109 143L110 139L106 137L107 139H109V140H106V142H105V140H101V138H103L101 136L102 132H99V129L97 127H95ZM139 125H141V126H139ZM180 125H181V123H180ZM36 126H33V127H36ZM88 126H93V127L91 129ZM120 126H122V127H120ZM148 126H149V124H148ZM152 126H151V128H152ZM181 127H180V129H181ZM46 128H47V130L49 129L50 132L53 131L51 133V135H50V132H47ZM154 128L155 127H153L152 132L157 131L156 128L155 129ZM176 128H178L177 125H176ZM20 129H22V131L25 130L23 134H22V131H19ZM63 129H65V130L69 129L68 131L67 130L65 131V132H68V135H70L68 137V135L66 134L67 140H66V135L63 133L64 132ZM87 129H89L88 132H86ZM90 129L91 130H93V129L97 130L98 129V131H96V132H99V136L101 138L98 136V133L95 134L96 133L95 131L89 132V131H91ZM113 129H111V130H113ZM145 129H143V130L145 131ZM17 130H18V133H17ZM61 130L63 131L62 132L63 134H61ZM111 130H110V132H111ZM146 130H148V129H146ZM149 130H151V129H149ZM114 131L115 130H113L112 132H114ZM144 131H142V132H144ZM20 132L23 136L19 135ZM149 132L151 133V131H149ZM26 133L29 134L33 138V140L31 139L32 142H30L31 140H29V137L25 138V139H28L30 143L29 142L26 143V141H28V140L24 141V134H26ZM40 134H38V135H40ZM85 134L87 137L85 136ZM105 134H103V136H105ZM112 134L114 135L115 133H112ZM144 134H147V132H145ZM49 135H50V137H49ZM61 135H63V136H61ZM119 135H122V136H119ZM64 136H65V138H64ZM140 136H143V135H140ZM145 136H147V135H145ZM34 137H37V138H34ZM62 137L64 138V142L67 143L70 140V138L72 139L71 140L72 142L70 141L71 143L65 144L63 142ZM111 137H112L111 140L113 141V144H115V142L113 140V138L115 136H111ZM149 137H151V136H149ZM68 138H69V140H68ZM142 138L144 139L145 137H142ZM36 139L38 141L40 139L41 140L38 143V142H36ZM46 139H47V141H45ZM120 139L116 140V141L118 142V141H120ZM140 139H137V141H139ZM102 141L105 143H109V144L106 146ZM112 141H111L110 145L113 147L115 146L114 149H116L117 147H116V145L112 144ZM126 141H125V144H126ZM205 141H207V143ZM49 142H50V144H49ZM59 142L61 143V145H63V147H61L59 145L60 144ZM40 143H42L43 145H41ZM55 143L57 144V147H56ZM70 144H72V146ZM138 144L139 145L142 144L141 146L144 148V150L139 149L140 146H138ZM87 145H92L91 148L93 150L91 148H88ZM66 147H67V149H66ZM72 147L74 150L73 149L71 150ZM86 147L88 149V150L86 149L88 152H92L91 154H93V151L96 150L97 153L96 152H94V153H96L95 155L99 156V157L96 156L97 159L98 158L100 159V160L98 159L99 161H101L104 157L106 158V155L111 156V157H112V155H114V156H117V157L113 156L116 159V161L120 160V162H123V163H124V161H125V163H128L130 161L129 164L130 163H136L134 165L132 164L133 166L130 165V167H129V170L131 169V167L133 168V171H131L132 172L131 175L130 174L127 175L128 172L126 171L127 173H126L125 177L127 178L129 176L130 181L127 179L125 180V178L123 176V174H125V173L122 174L120 172L123 177H121V176L119 177V176H117V174L115 172L114 173L116 175L113 174L112 172H109L110 168L108 166H110L109 163H112V162H108V161L104 162L105 160L102 161L103 163L99 162V161H95V160H97L95 157H94L95 162L88 161L91 159L93 160V157L92 158L90 157L91 159H89V156H91V155H89L88 153H86V154H88L89 156H87V155L84 156L85 155L84 154L85 149H83V148H86ZM107 148H109L111 150L109 151V150H107ZM119 148H117V149H119ZM121 148H123V149H121ZM145 148L147 149V151H145ZM81 150L83 151L82 152L83 156L85 158L86 157L88 158L87 161L89 164L86 166H91L90 162H92V164L98 162V166H96L97 164L96 165L93 164V165H95L98 168H101V170L103 167L105 168V169L103 168L104 174L102 173V171L100 169L96 168L97 170H99V173L98 172L97 173L99 175H101L103 179L100 176H98V174H97V176L100 177L104 182H102L101 179H100L101 182L99 181V179L95 180L96 178H94V177H96V176H91V174H93V172L92 173L90 172L91 173L90 174L86 169L87 167L83 168L82 164L79 166V162H80L79 160H82L84 158L80 154ZM123 150H124V155L122 154ZM9 151H12V152L14 151V152H13V154L12 153L9 154ZM134 151L138 152V154L136 155ZM56 153L60 157H62L63 159L61 158L62 160L60 159V161H59L60 157H58V155H57V159L55 160L54 157L56 158ZM62 153L64 155L65 152H62ZM110 153H112V155H110ZM116 153H118V151H116ZM53 155H55V156H53ZM73 155L76 157H74ZM72 156L74 158H72ZM79 156H81L82 158L80 157V159L78 160ZM93 156H94V154H93ZM85 158L83 159V162L87 159V158L86 159ZM57 160H58V162H57ZM108 160H109V158H108ZM61 161H62V164H60ZM68 163L71 166H69L67 168V170L70 169V172H72L73 168H74V172L71 174H75V176L71 175L69 173V171H67L68 173H65L66 172V170H65L66 165ZM104 163H107V165ZM58 164H59V166H58ZM86 164H87V162H86ZM99 164H101L103 166L100 167L101 165H99ZM104 165H106L109 169L106 168V166H104ZM112 165L114 166V163ZM61 166L65 167V169H64L65 171L60 170L62 172L64 171L63 175H65V176H66V174L68 176H69V174L71 175V176H69L70 178L68 177V179H69L68 182H67V179L65 178V176H63L62 174L60 175L59 171H57L59 173H58V176H56L57 172H55V171L57 169H60ZM95 166L94 167L91 166V167L94 169ZM115 166H117V165H115ZM122 166H123V164H122ZM80 167L83 168L84 170L86 169L85 173H84L83 169L81 172L82 174H80L78 172V171H81V169L77 170V168H80ZM125 167H126V165H125ZM92 168H91V171H93ZM117 168H120V167H117ZM61 169H63V168H61ZM113 169H114V167H113ZM123 169H124V166H123ZM115 170L116 169H114V171ZM120 171H121V169H120ZM86 173H89V175H88L89 177H87L89 179H87V180L85 179L86 181L90 180V181H88V182H90L89 184H84V182H83L84 177L87 176ZM121 174H119V175H121ZM54 176L58 177V178L60 176L61 177L59 179L58 178L55 179ZM62 177H64L65 180ZM92 177L94 179H91ZM61 178H62V185H63V182L66 181L64 183H66V185L70 186L68 183L69 182L71 183L72 181H74V182H72L73 187L72 186L68 187L65 185L67 190H68V188H70V189L72 188V190H74V191H70L72 193V196L71 195L69 196V192H67V194L65 193L67 191L66 188L64 189L65 186L59 185ZM118 178L120 179V181L118 180ZM121 178H124V183H125V181H127V182L129 181V182L128 183L126 182L127 184L121 185L122 184L121 180H123ZM55 180H57V181H55ZM70 180H72V181H70ZM117 181H119V182H117ZM57 190L58 191L61 190L63 192H61V191L58 192ZM122 190H126V191H122ZM54 193H56L55 194L56 197H59L62 193H65L66 195L63 194V196H61L60 198L62 199L64 197L62 200H64V199L66 200L65 196L66 197L68 196L67 201H69V203L67 202L68 204H62V203H64V201H63L60 203V204H62V206L57 207L59 205V203L56 202V198H53V197H55L53 195ZM52 195H53V197H52ZM71 197H72L71 200H73V201H71L69 199ZM21 199L22 200L24 199V200L22 201ZM26 199H27V201L29 200V202H27ZM34 199L37 202L42 201L43 207H41L42 204H38L39 202L37 203L36 201H33ZM52 199H54V200H52ZM57 201H59V199ZM25 202L27 204L29 203V205H27ZM33 203H35V204L37 203L36 207L34 206ZM32 204L35 208L38 207L37 205L40 206V207H38V209H40V210L38 211L37 214L34 213L35 210H34V207L32 206ZM63 205H65V207ZM61 207H63V208H61ZM59 208H61L62 210L64 208H66L67 210L65 209V211L64 210L62 211ZM20 209H21V214L19 215L18 213H19ZM8 244H7V246H8ZM6 248L7 249L10 248V250H7ZM8 260H10L12 262H8Z\"/></svg>","mask_w":264,"mask_h":264},{"label":"rangeland","instance_id":"rangeland-1","mask_svg":"<svg viewBox=\"0 0 264 264\" xmlns=\"http://www.w3.org/2000/svg\"><path fill=\"white\" fill-rule=\"evenodd\" d=\"M0 1H1V3H0L1 8L4 6L2 9L5 10V9H6V8H5V5L7 4L6 7H7V9H8V10H7V9L5 10V11H8V13H7V12L1 10V8H0L1 12H4L5 15H6V13H7V16L9 15L8 17L6 16V18H7V19H6V18H5V15L3 14L4 16H2L1 19L3 20V17H4L5 19H4L3 21L0 20V23L2 24V22H3V23H5V25L2 24V25H4V26L2 27L1 24H0V26L2 27V31H3V32H4V30H5L6 28H7L8 31H9V27H10V31H11V32H9L10 34H8V32H7V30H6V31L3 33V35H2V33H1L2 31L0 32L1 35L3 36V37L0 36V38L2 37L3 40H4V38H5V39H7V40L9 41L8 44H5V42H4V41L7 42V40L2 41V44H1L2 46L0 45V53L3 52V51L5 50V49H4V50L2 49L3 46H4V48H5V45L10 46V47H7V48H10V49H7V48H6V50H5V53H6V54H8V53H12V49H14V50H15L14 52H16V50L18 51L19 44H22V43L24 44V42H25V44H27V46H26L25 44H24L25 46L22 44V45H20V48L23 50V46H24V50L27 51V48H28V49H30L29 51L32 52V50H31L32 48H31L30 44L33 43L34 41H35V42H38V44L36 43L35 46L38 47V46H40V44H41L42 46H40L39 48H35V50H36V49H37V50H41V49H42L43 51H45V50H50V51H52L53 53H54V52L57 53V54H54V59H53V56L51 57L53 60H55V58H56L57 60H58V58H60L57 62L60 64V67H58V68H59V69L62 68V70L58 71V70L56 69V70H57V71H56L57 73L63 71V65L65 66V68L67 67V65H66L67 62L65 61V59H66V60H67V59L69 60V57H70L69 55H71L68 51H66V49H67L66 46L69 45V43H68V42H69V35H67V34H70V35H71V31L73 30L72 28H74V27H75L76 30L80 29V30H78V32L80 31L79 33L82 34V33H84V32L86 31V29L88 30L89 27H87V26H88L89 24H91V25H90L91 28H89V29H91L90 31H92V33H91V32L89 33V30H88V31H87L88 33L85 32L84 35H85L86 38H87L88 35L91 34V36H89L88 38H91V37H92L91 39H94V40H91L90 43L92 42L91 44H92L93 46H94V43H96V44H97V46H96L97 49H96V47H95V51H94V50H93L94 47H93V48L89 47V48L91 49V50H90V49L88 48V46H87V49H89V50H87V49L85 48L86 50L83 51V49H82V51H83V52H82V51H80V49H79V52H78V53L80 54V56H79V54H76V56L78 55V56L81 57V58H83V57L88 58L89 56H92V57H89L90 60H88V59L83 60V59H84V58H83L82 60H83L84 63H80V65L78 64L79 67H80V70H81V75H82V72L86 71V72L83 73V74H84V75H82V77H83V76H85L86 73L88 74L89 71H90V69H87L89 65H88V64H85V61H86V62H87V61H89V62H90V61H94V58H95L96 53H97L96 51H98V53H97V54H98V57L96 56V58H101V57H102V56H101L102 53H101V51L99 52V50H102V49H104V51L107 53V55H106V56L104 55V57L109 56L108 54H110V55H111V54H112V55L114 54L113 56H116V54H119L121 50L124 52V50H125L124 48H127L128 46H130V45H128L127 43H124V41H125V42L128 41L129 38L133 40V38H134L133 36H134V35L131 36L132 38L130 37V35H132V34H131V33H132V30L134 31L135 29H137V31H139V28H140L141 24L144 22L145 19L148 20L147 18H149L150 16H151V17H150L151 19H154L155 16H156V20H157V21H156L155 19L153 20V21L156 22V23L154 24V22H153L152 20H151V21H152L153 25H156V26L158 25V26H157V29H158V27H160V28L163 29V26H165V25H167V27L169 28V26H168V24H167L166 22H168V21H170V20H167L166 22H165V20H166V19H169V18H167V17H168L167 14H168V15L170 14L169 11H171V12L173 13L172 10L174 9V7H175V5H176V1H177V0H175V1H174V0H170V1H172V2L169 1V3H167L168 0H166V1L164 0L166 6L164 5L163 0H162V1H161V0H158V2H155V0H154V1H153V0H150V1H149V0H137V3H136V0H93L92 3H90L92 0H91V1H89V0H88V1H87V0L85 1V0H84L85 2H84L83 0H15V1H17L18 4H17L14 0H3L4 2H2V0H0ZM9 1H10V3H8ZM11 1L14 2V3L12 4ZM130 1H131V2H130ZM143 1H144V2H143ZM181 1H186V0H181ZM181 1H178V2H180L179 4H181L182 7H183V4H185V3H184V2L182 3ZM214 1H217V2H214ZM214 1H213L214 3L211 4V5H212L211 7H213L214 5H216V3H217V6H218V4L220 5V4H222V2H223L222 0H219V1H218V0H214ZM224 1H225V0H224ZM260 1H261V0H260ZM5 2H6V3H5ZM29 2H30L31 4H30ZM140 2L143 3V4L141 5ZM146 2H147V3H146ZM153 2H154L156 5H158V6H157L158 8H162V10H163L165 13H164V12L161 13V11H162L161 9H158L155 5H152V4H154ZM160 2H161V3H160ZM173 2H174L175 5L173 4ZM178 2H177V4H178ZM220 2H221V3H220ZM88 3H89V4H88ZM97 3H98V4H97ZM138 3H139V4H138ZM255 3H256V6H257L258 3H259V0H258V3H257V1L255 0ZM255 3H254V4H255ZM1 4H2V5H1ZM8 4H9V6H11L13 9H12L11 7H9ZM86 4H88V7H87ZM137 4H138V6H137ZM147 4H148V5H147ZM159 4H160V5H159ZM162 4H163V5H162ZM171 4H172L173 6H172ZM213 4H214V5H213ZM254 4H253V5H254ZM14 5H16V6H14ZM42 5H44V7H43ZM83 5L86 6V7H84ZM90 5H91V6H90ZM98 5H99V6H98ZM135 5H136L137 7H136ZM140 5H141V6H140ZM145 5H147V6H145ZM161 5H162V6H161ZM187 5L189 6V4H187ZM187 5H185V6H187ZM253 5H252V6H253ZM17 6H18V7H17ZM46 6H47V9H46ZM133 6H134V7H133ZM139 6H140V8H141V7H143V8L140 9ZM148 6H149V7H148ZM151 6H153V7H151ZM159 6H160V7H159ZM176 6H177V5H176ZM185 6H184V7H185ZM191 6H192V5H191ZM256 6H255V9H256V10L259 9V7L257 6V8H256ZM259 6H260V5H259ZM48 7H49V8H48ZM50 7H51V8H50ZM90 7H91V8H90ZM147 7L150 8V9L148 10ZM163 7H164V8H163ZM166 7H167V8H166ZM178 7H180V6H178ZM178 7H177V9H176V7H175L176 11L179 9ZM192 7H193V6H192ZM192 7H190V8H192ZM211 7H210V8H211ZM222 7H223V5H222ZM222 7H221V8H222ZM253 7H254V6H253ZM16 8H17V9H16ZM39 8H40V9H39ZM82 8L85 9V10H82ZM86 8H87V9H86ZM98 8H99V9H98ZM131 8H132V10H131ZM135 8H136V9H135ZM137 8H138V9H137ZM151 8H152V10H151ZM213 8H215V7H213ZM221 8H219V6H218L217 9H221ZM260 8H261V6H260ZM42 9H43V10H42ZM54 9L57 10L56 13H54V12H55ZM133 9H134L136 12H135ZM156 9H158L159 11L156 10ZM170 9H172V10H170ZM187 9H189V8H186V11H187ZM10 10L13 11V12H12L13 14L9 13V12H11ZM16 10H17V11H16ZM50 10H51V12H50ZM96 10H98V11H96ZM141 10H142V12H141ZM146 10H147V12H149V11H150V12H149V13H147V12L145 13ZM167 10H168V12H167ZM184 10H185V9H184ZM41 11H43V12H41ZM47 11H48V12H47ZM91 11H92V13H90ZM100 11L103 12V13L105 14V16H107V17H105L104 14H100V13H101ZM121 11H124V13L126 12V14H125V15H121V14L123 13V12L121 13ZM128 11H129V12H128ZM132 11H133V12H132ZM151 11H152V13H151ZM155 11H157L159 15L161 14V15L163 16V18L160 17L161 15L159 16L157 13H155ZM176 11H175V13H176ZM220 11H221V10H220ZM45 12L47 13L46 15H48L49 13H50L51 15H53L52 18H54V19L50 18V17H51L50 14H49V16H47V17H49V18L52 19V20H49L47 17H46V19H45ZM94 12H95V15H96V13H97V16H90V15H93ZM99 12H100V13H99ZM119 12H120V13H119ZM138 12H139V13H138ZM143 12H144V14H146V15H147V14H148V15L150 14V15L147 17L146 15H143ZM159 12H160V13H159ZM33 13H34V14H35V13H38V14H37V16H36V14H35V17H33V16H34ZM41 13H43V15H42ZM116 13H117L118 15H117ZM128 13H129V14H128ZM130 13H131L132 16L130 15ZM154 13H155L156 15H154ZM172 13H171V14H172ZM0 14H1V13H0ZM14 14H15V15H14ZM30 14H31V15H30ZM151 14H152V15H151ZM165 14H166V16H165ZM171 14H170V15H171ZM173 14H174V13H173ZM173 14H172V15H173ZM217 14L220 15L219 13H217ZM254 14H255V12H254ZM11 15H13V17H12ZM28 15H29V16H28ZM88 15H89V16H88ZM98 15H99V16H98ZM116 15H117V16H116ZM120 15H121V16H120ZM129 15H130V16H129ZM137 15H138L139 18H141V17H140L141 15H143L145 18L142 16V18L139 20V18L137 17ZM139 15H140V16H139ZM153 15H154V17H153ZM14 16H15V17H14ZM17 16H18V17H17ZM87 16H88V17H87ZM102 16H104V17H102ZM125 16H126V17H125ZM10 17H11V19H12L11 21H10V19H9ZM36 17H37V18H36ZM58 17H59V18H58ZM83 17H84V18H83ZM91 17H93V18H92V19H94L93 21H92ZM97 17H98V18H97ZM100 17H102V18H100ZM122 17L125 18L124 22H126V23L123 22ZM129 17L132 18V21H131V18H129ZM134 17H135V19H134ZM136 17H137V18H136ZM146 17H147V18H146ZM157 17H160V21L163 20L164 18H166V19H164L163 22L161 21V22L163 23V24H162V23L159 21V18H157ZM169 17H170V16H169ZM16 18H17V19H16ZM78 18H79V19H78ZM81 18H83V19H81ZM87 18L89 19V21H91V23L88 21ZM113 18H115V19L113 20ZM119 18H120V19H119ZM124 18H123V19H124ZM128 18H129V19H128ZM171 18H173V17L171 16L170 19H171ZM18 19H19V21H18ZM31 19H33L34 21L31 20ZM84 19H85V22H84ZM86 19H87V21H86ZM99 19H100V20H99ZM102 19H103V20H106V21H107V20H110L111 23H110L109 21L105 22V21H103ZM111 19H112L114 22H112ZM127 19H128L129 21H128ZM143 19H144V20H143ZM174 19H175V18H174ZM47 20L50 21V22H48ZM80 20H82V21H80ZM98 20H99V21H98ZM119 20H120V22H119ZM138 20H139V21H138ZM142 20H143V21H142ZM9 21H10V22H9ZM14 21H15V22L17 21L16 24L19 23L20 26H19V24L16 25ZM31 21H32V22H31ZM59 21H60V22H59ZM77 21H78L79 23H77ZM95 21H96V22H95ZM97 21H98V22H97ZM102 21L105 22V23H103ZM117 21H118V24L122 25V26H121L122 28H124V29L127 28V30L125 29V31H124V29H122V28L120 29V28H119L120 25L117 24ZM135 21H137V22L140 23V24H137ZM141 21H142V22H141ZM11 22H12V23H11ZM30 22H31L32 25L30 24ZM45 22H46V23H45ZM52 22H53V23H52ZM56 22H58L59 25H57L58 23H56ZM62 22H65L66 25H65V23L63 24ZM71 22H74V24L72 23V24H73V25H72ZM92 22H93L95 25H92V24H93ZM108 22H109V25H108ZM121 22H123V24H122ZM133 22L136 23V25H140L139 28H137L138 26L134 28V26H136V25H135ZM157 22H159V23H157ZM9 23L11 24V26H10ZM51 23L54 24L55 26L53 25V26L51 27ZM60 23L62 24V26H61ZM67 23H68V25H67ZM81 23H83V24H81ZM84 23H85L86 26H84ZM96 23L98 24V26H97ZM99 23H100L101 25H100ZM114 23H115V26H116L117 29H115V27H114ZM165 23H166V24H165ZM6 24H8L9 26H8V25L6 26ZM14 24H15L16 27H17V31H20L21 28H22L21 31H23V33H21V31H20V33H18L17 31H15V30H16V27H15V29H13L14 26H15ZM75 24H77V25L74 26ZM87 24H88V25H87ZM127 24H128V25L131 24V25L128 26ZM133 24H134V25H133ZM164 24H165V25H164ZM13 25H14V26H13ZM49 25H50V28H49ZM64 25H65L66 28H64ZM69 25H70V26H69ZM71 25H72V27H71ZM102 25H103L104 27H103ZM106 25H107V26H106ZM111 25H113V27H112ZM126 25H127V26H126ZM150 25H151V24H150ZM161 25H162V26H161ZM12 26H13V27H12ZM30 26H32V27L29 29L28 27H30ZM33 26H34L35 28H34ZM47 26H48V27H47ZM58 26H60L61 28H64V29L61 30L60 27H58ZM68 26H69V27H68ZM73 26H74V27H73ZM77 26H78V27H77ZM80 26H81V27H80ZM82 26H83L84 28H86L85 30H84V28H83L84 32H82L83 30H81V29H82ZM92 26H93V27H96V26H97V27L95 28L96 31H99V29H101V30H102L103 28H104V29H103L102 31L98 32V34H96L97 32H93V31H95V30H92V29H93ZM99 26H100V28H99ZM110 26H111L112 30H111ZM118 26H119V27H118ZM125 26H126V27H125ZM132 26H133V28H132ZM143 26H144V24L141 26V29L143 28ZM147 26H148V27H147ZM4 27H5V28H4ZM11 27H12V29H11ZM57 27L59 28L60 32H59V30H58ZM70 27H71V28H70ZM107 27H108V28H107ZM129 27H130V28H129ZM146 27H147L148 29H150V28H149V25H146ZM167 27H166V29L164 28L165 31H166V33L168 32V31H167V30H168ZM3 28H4V29H3ZM46 28H47V29L49 28V29H48L49 31H48ZM77 28H78V29H77ZM113 28H114V29H113ZM131 28H132V29H131ZM0 29H1V28H0ZM44 29H45V31H47V33L44 31ZM53 29H55L56 31L53 30ZM66 29H68V30H66ZM71 29H72V30H71ZM105 29L108 30V31H107L108 33L106 32ZM128 29L131 30V33H130V30H129V32H128V34L130 33V35H127V31H128ZM240 29H241V28H240ZM12 30H14V31H12ZM26 30H27V31H26ZM32 30H34V31H32ZM40 30H41V31L43 30L44 32H43V31L41 32ZM65 30H66V31H65ZM70 30H71V31H70ZM76 30H73V31L76 33V32H77ZM109 30H110V31H109ZM114 30H117V31L120 30L121 33H119V31H118V32H115ZM122 30H123L124 33L122 32ZM144 30H145V29H144ZM144 30H143V31H144ZM146 30H147V29H146ZM158 30H159V29H158ZM28 31H29V32H28ZM30 31H31V32H30ZM35 31H39V33L41 32V33H40L41 35H40L38 32H37V34H36ZM62 31H63V32L65 31V32L62 34V33H61ZM67 31H68V32H67ZM73 31H72V34H73ZM103 31H105L106 33H104ZM135 31H136V30H135ZM150 31H152V30H150ZM150 31L148 32V30H147V31H145V33L148 32V34H150V33H151ZM163 31H164V30H162L161 32L163 33ZM243 31H244V29H243ZM12 32H13V35H12ZM14 32H15V33H14ZM26 32H28V33L26 34ZM48 32H49V34H51L52 37L49 36ZM50 32H51V33H50ZM52 32H53V33H52ZM54 32H55V33H54ZM56 32L59 33V34L57 33L58 37H57V35H55ZM112 32H113V33H112ZM114 32H115V34H117V35H115ZM125 32H126L127 37L129 36L128 39H127L126 35H124ZM161 32H160V33H161ZM5 33H7V34L5 35ZM17 33H18V34H17ZM24 33H25L26 35H25ZM30 33H32L31 36H29ZM34 33H35V34H34ZM43 33H44V34H43ZM60 33H61V37H62V35H63L62 39L59 38V37H60ZM79 33H78V34L76 33V34L79 35ZM93 33H94V34H93ZM100 33H103V34H100ZM110 33L113 34V35H115V36H113V35L111 36ZM162 33H161V34H162ZM166 33H164V34H166ZM237 33H239V31H238ZM241 33H242V30H241ZM241 33H239V34H241ZM246 33H247V32H246ZM246 33H245V34H246ZM19 34H21V35H19ZM53 34H54V35H53ZM87 34H88V35H87ZM99 34H100L101 37H99ZM104 34H106V36L103 37ZM119 34H120V35H119ZM121 34L125 36V37L123 36L125 39L122 37ZM133 34H135V33H133ZM142 34H143V33H142ZM146 34H147V33H146ZM146 34L144 35V36H145V40H143V41H144V42H146V41L149 42L150 45L148 44V46H150L151 48L147 46V42H146V44H145L143 41H141V42H143L142 44H144L145 47L147 46V47L145 48L146 50H147V48H150V49H151V51H150V50H147V51H148V52L150 51L149 53L154 54V56H152V57H155V52L157 51V54H158L159 58H157L158 56L156 55L157 57H155V58H154V62H152V61H153V60H152V57L149 56V54H146V53H145V54L147 55V57H146V55H145L144 53H141L143 50L145 51V49H141V48H144V46H142V44H140V45L142 46V47L140 46V47H141L140 49L142 50L140 53H141V55L144 54V55H142V58H141L140 56H137V57H140V60L138 59L139 61H137V60L135 59L136 55H135L134 57H133L134 54L132 55V59L134 58V59L136 60V61L134 60L133 62H135V64H136V62H138V63H139V67H140V65H141L144 61H146V59H148L149 57L151 58L152 61L149 60V59H150V58H149V59H148V63H150L152 66L149 65L148 68H147V70L150 68V66L153 67V70H154V64H155V67H156V64H158V66H159V68H160V66L163 65L167 60H168V62H167L168 65H170V63H171L170 61H171L172 58H174V59H173V60H174L173 64H174V63L176 64L177 62H179V58H178V57H181V58L183 57V56H180V55L183 54V52L186 50V47L184 48V46H183L184 50H182L183 48L181 49V51H183V52H182V53H179L180 50H179V49L177 50V48H178V47L181 48L182 46L180 47L179 45H176L177 47H176V48H173V49H176V50H170L172 53L169 52V54H170V61H169V59H168V58H169V55H168L167 53H168L169 50L167 51V49H168V48H166L167 45H169V46L172 47V45H173L174 43L176 44L178 41H176V42L174 41L173 44L171 43L172 45L169 44V43L171 42V41H169L168 44L166 43V47H165V48L162 46V47H163L162 51H161V47H160V46H159V47L157 46V49L160 48V51L162 52V53H161V52L159 51V53H160V55H159L158 50H157L155 47H154V48H155L156 50H155V51L152 50V48H153L152 46H156V44H155V45L152 44V43H153V42H152V41H153L152 39H153V36H154V35L156 36V37L154 36L155 38H157V37L160 36V35H158V34H154V33H153V34H150V35H152V37L149 38V36L146 35ZM164 34H162V37H164ZM168 34H169V32H168ZM168 34H167V36H168ZM239 34H238V35H239ZM242 34H243V33H242ZM4 35H5L7 38H6ZM7 35H8V36H7ZM9 35H11V36H9ZM15 35H16L17 37H16ZM22 35H23L24 37H23ZM27 35H28L29 37H28ZM32 35H33V37H32ZM39 35L41 36V38H40ZM77 35H76V36H77ZM84 35H82V36H84ZM95 35H96V36H95ZM107 35H110V36H107ZM13 36H15V38H14ZM21 36H22V37H21ZM25 36H27V37H25ZM55 36H56V37H55ZM73 36H75V34H74ZM85 36H84V37H85ZM93 36H95L96 38H93ZM118 36H121L122 39L120 40L121 37H118ZM146 36H148V38H149L151 41L147 40V37H146ZM167 36H165V37H167ZM242 36H243V35H242ZM8 37H11V38H8ZM20 37H21V38H20ZM37 37H38L39 40L37 39ZM53 37H54L56 40H52L51 38H53ZM105 37H107V38H105ZM108 37H109L110 39H109ZM115 37H116L117 39H116ZM162 37H158V39H160V38H162ZM17 38H18V39H17ZM23 38H24V39H23ZM26 38L28 39L27 42H28V41H31V42L26 43ZM34 38H35V39H34ZM42 38H43V40H42ZM46 38H47V39H46ZM54 38H53V39H54ZM57 38H59V39H57ZM65 38H66V39L68 38V40H66ZM70 38L72 39V36H71ZM88 38H87V39H88ZM100 38H101V40H100ZM114 38H115V39H114ZM10 39H11V40H10ZM12 39H13L15 42L12 41ZM29 39H30V40H29ZM40 39H41L43 42H42ZM81 39H82V38H79L78 41L81 40ZM95 39H96V40L98 39V40L95 41ZM111 39H114L115 43H114L113 40L111 41ZM126 39H127V40H126ZM134 39H135V38H134ZM163 39H164V38H163ZM166 39H167V38H166ZM166 39H165V42H166ZM17 40H19L20 42L17 41ZM23 40H24V41H23ZM32 40H33V42H32ZM36 40H37V41H36ZM49 40L54 41V42L51 43V41H49ZM57 40H58V41H57ZM63 40H65V41H63ZM83 40L85 41L86 39L83 38ZM88 40H89V39H88ZM88 40H87V41H88ZM122 40H124V41H122ZM132 40H130V41H132ZM44 41H46V42H44ZM55 41H57V42L55 43ZM84 41H83V42H84ZM98 41H99V42H98ZM100 41H101V42H100ZM102 41H103V42H102ZM119 41H122V42L120 43ZM130 41H129V42H130ZM133 41H134V40H133ZM161 41H162V39H161ZM167 41H168V40H167ZM172 41H173V40H172ZM13 42L15 43L14 45L12 44ZM17 42H19V43H17ZM21 42H22V43H21ZM35 42H34V44H35ZM39 42H40V43H39ZM48 42H50V43L53 45V49H54V50L52 49V46H51L50 43H49V46L47 45ZM64 42H67L68 45H67V43L64 44ZM116 42H119V43H116ZM139 42H140V41H139ZM141 42H140V43H141ZM158 42H160V41H158ZM163 42H164V40H163ZM0 43H1V42H0ZM16 43H17L18 45H17ZM45 43H46V44H45ZM61 43H62V44H61ZM70 43H71V40H70ZM78 43H79V42H76V45H77ZM80 43H81V42H80ZM100 43H101V44H100ZM102 43H103L105 46L107 45V47H104V45H103ZM111 43H112V44H111ZM132 43H133V42H132ZM132 43H129V44H132ZM135 43H136L135 45L137 46L138 42H135ZM4 44H5V45H4ZM34 44H33L32 47H35ZM44 44H45V45H44ZM98 44H100L101 47H102V48L100 47L99 50H98ZM113 44H115V45L112 46ZM116 44H119V46H117ZM120 44H121V45H123V44H124V45L127 44L128 46L126 47V45H125V47L123 46L124 48L122 47V49H119V48H121V47H120ZM175 44H174V45H175ZM177 44H180V43H177ZM65 45H66V46H65ZM102 45H103V46H102ZM108 45H109V46H108ZM138 45H139V44H138ZM151 45H152V46H151ZM158 45H159V44H158ZM181 45H183V44H181ZM190 45H191V44H190ZM13 46H14V47H13ZM28 46H29L30 48H29ZM43 46H44V47L46 46L47 48H50V49H47V48L44 49ZM54 46H55L56 49L54 48ZM57 46H58L59 51H58V49H57ZM64 46H65L66 49L63 50ZM110 46H111L112 48L115 47V48L112 49V51L114 50L115 52H110V50H111ZM207 46H208V45H207ZM215 46H216V45H215ZM1 47H2V48H1ZM11 47H13V48H11ZM16 47H17V49H15ZM26 47H27V48H26ZM59 47H60V48H59ZM61 47H63V48H61ZM116 47H118V49H117ZM211 47H214V46L211 45ZM20 48H19V51L21 50ZM25 48H26V49H25ZM128 48H130V47H128ZM133 48H134V50L132 51ZM136 48L139 49L138 47H136ZM105 49H106V50H105ZM108 49H109V50H108ZM137 49H136V50H137ZM140 49H139V50H140ZM169 49H170V48H169ZM8 50H11V52H9ZM33 50H34V48H33ZM37 50H36V51H37ZM55 50H56V51H55ZM60 50H63L61 54L58 53V52H60ZM107 50H108V51H107ZM117 50H118V51L120 50L119 53H117ZM129 50L131 51V53H133V52L135 51V46L133 47V44H132V47H131L130 49H128V53L131 54V53L129 52ZM139 50H138V52H139ZM164 50L167 51V53H166V52L164 53V52H163ZM6 51H8V52H6ZM29 51H28V52H29ZM57 51H58V52H57ZM64 51H65V52H64ZM85 51H86V52H85ZM89 51H92V52H94V53H92V52L89 53ZM122 51H121V54H123ZM125 51H127V49H126ZM147 51H146V52H147ZM152 51H153L154 53H152ZM173 51H174V52L177 51V52L179 53V54L177 53V54H178V57H177L178 59L175 57L176 54H175ZM186 51L188 52V50H186ZM186 51H185L184 53H186ZM24 52H25V51H24ZM45 52H46V51H45ZM45 52H44V53H45ZM52 52H49V53L52 54ZM80 52H81V53H80ZM84 52H85L86 54H84ZM95 52H96V53H95ZM105 52H103V53H105ZM148 52H147V53H148ZM32 53H33V52H32ZM38 53H39V52H38ZM41 53H42V52H40V54H41ZM47 53H48V52H47ZM47 53H45V54L42 53V55H46L47 57L49 56V57H48V59H49L51 55H48ZM64 53H65V54H64ZM66 53H67V55H68V56H67L68 58L65 56ZM68 53H69V54H68ZM115 53H116V54H115ZM126 53H127V52H126ZM134 53H136V51H135ZM140 53H139V54H140ZM173 53H174V55H173V57H172L171 54H173ZM190 53H191V52H190ZM192 53H193V52H192ZM1 54H4V52L1 53ZM33 54H35V51H34ZM83 54L86 55V56H84ZM124 54H125V53H124ZM124 54H123V55H124ZM139 54L137 53V55H139ZM151 54H150V55H151ZM217 54H218V53H217ZM4 55H5V54H4ZM88 55H89V56H88ZM112 55L110 56L111 59H112V60H115L116 63H117V62H118L117 60L120 58V56L117 55L119 58L116 56L115 59H114V58H112ZM123 55H121V56H123ZM167 55H168V56H167ZM185 55H186V54H185ZM185 55H184V56H185ZM190 55H192V57H193V54H190ZM190 55H189V56H190ZM60 56H61V57H60ZM64 56H65L66 58H65ZM82 56H83V57H82ZM161 56H162V57L165 56V57L163 58V61H164V62L162 61ZM186 56H187V55H186ZM189 56H188V57H189ZM218 56H219L220 60H221L222 58H224L223 54H222L223 57H220V56H221L220 54H219ZM71 57H72V55H71ZM71 57H70V58H71ZM79 57L74 58V59H75V62H76V61H77V63L82 62L81 58H80V61L78 62ZM93 57H94V58H93ZM110 57H108V58H110ZM123 57H125V55H124ZM123 57H122L121 60H124V59H125L124 61L127 60L126 57H128V60H127V61H129V58L131 59V56H130V55H129V56L127 55L124 59H123ZM145 57H146V58H145ZM166 57H168V58L166 59ZM190 57H191V56H190ZM91 58H92V59H91ZM96 58H95V59H96ZM156 58H157L158 63H157V61H155ZM175 58H176V59H175ZM185 58H186V57H185ZM219 58H218V59H219ZM52 59H51V60H52ZM62 59H63V60H62ZM71 59H72V58H71ZM71 59H70V60H71ZM101 59H103V57H102ZM101 59H100V60H101ZM160 59H161V61H162V62H161L162 64H161V63L159 64V62H160L159 60H160ZM164 59H165V60H164ZM183 59H184V58H183ZM186 59H187V58H186ZM190 59H192V58H190ZM190 59H189V60H190ZM60 60H61L62 62H61ZM68 60H67V61H68ZM70 60H69L68 62H69V65H71V68H69L70 71H69V70H68V71H65L66 69L64 70L65 75H64V74H61V73H63V72H61L60 75H58V74L55 72V75H56V74L58 75V78H56V77H57V75H56L55 80H54V82H55L56 79H58V80L56 81V83H55L54 88H53L54 83H53V85H52V88H53L52 90H54V91L52 92V93H54V98H53V100H55V102H58V101H57L58 98H59V100H61L60 98H62V102H63V99H65L64 96H66V95H67L66 98H67V100H68V98L70 97V96H69L70 94H68V93L72 92V90H73V88H74V87H71L72 85L70 86V84H72V82H71V83L68 82V81H71V80H70L71 76H69V75L73 74V73H71V72H74V70L78 69V67H77V64L75 63L76 66H74L75 64H74L73 66L76 67V68L72 69L73 66H72V64H70V62L72 63V61H70ZM97 60H99V59H97ZM97 60H96V61H97ZM100 60L97 61V62H99V63H97V62L95 61V64L97 63V64L99 65V67H98L97 65L95 66V65L93 64V62H90V63H92V64L90 65V67H91V71H90L91 73H90V75H91L92 72H93V74H92L93 77H94V73H96V72H94V71H97V70H95L96 68L99 69V70H100V68H102L101 70H103V69L105 68V67L103 66L102 61H101V63H100ZM142 60H143V62H142ZM177 60H178V61H177ZM180 60H181V59H180ZM64 61H65V64H64ZM124 61H121V62H120V60H119V63H122V62H124ZM185 61H186V60H183L184 63H182L181 61H180V62L182 63V65H183V64L185 65V64H186ZM190 61H191V60H190ZM190 61L187 60V65H189L188 62H190ZM52 62H53V61H52ZM54 62H55V61H54ZM129 62H130V64H132V63H131V62H132L131 60H130ZM140 62H141V64H140ZM55 63H56V62H55ZM58 63H57V64H58ZM61 63H62V65H61ZM87 63H88V62H87ZM124 63H125V62H124ZM126 63H128V62H126ZM144 63H147V61L144 62ZM148 63H147V64H148ZM181 63H180V65H181ZM57 64H56V67L58 66ZM67 64H68V63H67ZM81 64H83L84 67H81ZM114 64H115V62H114ZM117 64H118V63H117ZM147 64H146V65H147ZM165 64H166V63H165ZM165 64H164V65H165ZM175 64H174V66L176 67L178 63H177L176 65H175ZM190 64H193V62L191 61ZM86 65H88V66H86ZM92 65L95 66V69H94V67L92 68ZM100 65H101V67H100ZM104 65H105V64H104ZM119 65L121 66L122 64H118V67L120 68ZM126 65H127V64H126ZM126 65H125V64H124V66L122 65V68L125 67ZM136 65H137V64H136ZM136 65H135V67H138V65H137V66H136ZM164 65H163V67H165V68H163V70H162V68H161V71H160V69L157 67L159 70H156V68H155V71H157V72H162V71H163V72H166V70H167V72H168V70H169V73H170V71H171L172 69H173L172 71H174L175 69H177V68H175V69L172 68V69L170 70V69H169L170 67H169L168 69H166L167 64H166L165 66H164ZM182 65H181V66H182ZM184 65H183V66H184ZM187 65H185V66H187ZM61 66H62V67H61ZM129 66H132V67H133L134 64H133V65H129V64H128V68L130 69ZM141 66H142V70H143L144 76H145L146 73H147V76H148V77L146 76L145 79H144V77H143V79H144V80L147 79V81H149L148 78H149V76H150L151 74H148V73H150V69H151V68H150L149 71L147 72V71L145 70L146 67H144L143 64H142ZM170 66H171V65H170ZM183 66H182V69L179 68L180 70H178V73H179V71H180L181 74H180V73L177 74V77L180 78V80H179L178 78H177V79H174V77H175L176 75H173V76H172L173 78H172V77H170V78L168 77L169 80H168V79L165 80V81H167V83H165V84H167V86H168L167 88H170L169 91H168V89L165 88V87H166L165 84H164V85L161 84V87L163 86V88L158 87V90H160V91H158V92H161V91H162V93H161L162 96L160 95V97H161V98L163 97L162 99H164V100L161 99V101H160V106H161V104L164 102L162 106L165 107V106L167 105L166 108H170V109H167V110H168L169 112H172V113L174 112L173 114L176 115L175 117H177V118L179 117V118H180V119H179V118L177 119L178 121H174V122H176V123H174V127H173V128L176 129V130L174 129V131H177V129H178V131H179V130H182V132L189 133L190 135L193 134V132H194V133L202 134V136H203V135H204V136H210V135H211V131H210L208 128L202 127V126H200V125H198V124H196V123L194 122V120H193V113H192L191 110H188V112H186L187 110H184V111H183V109H179V108H177L176 106H175V108H174V106H173L174 104H171V103H172L171 100L175 99L177 94L179 95V96L177 95V96H178V97H177V98H178L177 100H179V99L182 97L181 94H180V92H177L178 90H175V89L178 88V87H177V84L181 82V75H182V76L184 75L183 71H181V70H184V72H189L190 74H191V72H192V75L195 74L196 76L194 77V76H192V75H189V74H186V73H185L186 76L189 75V78H191V79L194 77L195 79H192V81L194 80V82H196V80L201 81L203 78L206 77V76H203V74H204L205 72L203 73L202 70H201V68L199 69V67H198V68L195 70L196 65H192L191 67L189 66V69L191 68V70H189V71H188L187 68H185V69L187 70V71H185V69H183L185 66H184V67H183ZM69 67H70V66H69ZM85 67H86V68H85ZM110 67H111V69H112V68L114 69V73H119V72H117L119 69L116 70L114 67H112V66H110ZM110 67H108V69L105 68V69H106V74H107V75H108V73H110V72H107V70H109ZM115 67H117V65H115ZM139 67H138V68H139ZM143 67H144V69H143ZM167 67H168V66H167ZM171 67H172V66H171ZM178 67H179V65H178ZM193 67H194V68H193ZM192 68H193V69H192ZM71 69H72L73 71H72ZM82 69H83V70H82ZM85 69H86V70H85ZM92 69H93V70H92ZM105 69H104V71H105ZM111 69H110V70H111ZM113 69H112V70H113ZM120 69H121V68H120ZM129 69H128V70H129ZM164 69H166V70L164 71ZM99 70H98V71H99ZM101 70H100L99 72L102 74ZM110 70H109V71H110ZM115 70H116V71H115ZM122 70H123V69H122ZM128 70H127V71H128ZM137 70H138V72H139V70L141 71V69H137ZM153 70L151 71V73H153V75H156V76H157V74H156L157 72H154ZM193 70L196 71V72H193ZM200 70H201V72H202V73H201L202 76H201V74L198 75V73H197V72H200ZM77 71H78V74H79V73H80V72H79V69H78ZM77 71H75V72H77ZM87 71H88V72H87ZM104 71H103V73H104ZM124 71H125V72H124ZM175 71H176V70H175ZM75 72H74L73 76H74V78L77 79V76H78V75H76ZM132 72H133V71H132ZM132 72H131V75H129V74H130V72H129V74H128L129 77H130V76H134V74L137 73V72H133V73H132ZM145 72H146V73H145ZM167 72H166V73H163V75L161 76V78H162V77L167 78V76H170V74L167 73ZM70 73H71V74H70ZM100 73H97V74H100ZM114 73H111V77H112V75L114 76ZM124 73H125V74H124ZM126 73H128V72H126V68H125V70H123V74L126 75ZM140 73H142V71L139 72V74H140ZM154 73H155V74H154ZM176 73H177V72H176ZM182 73H183V74H182ZM193 73H194V74H193ZM66 74H69V75L66 76ZM97 74H95L96 77H94V78H96V79H98V78H97ZM123 74L121 73V70H120V74H119V75H123ZM132 74H133V75H132ZM172 74H173V72H171V75H172ZM81 75H79V78H80V79H81ZM104 75H105V74H104ZM119 75H118V76H119ZM164 75H167V76H164ZM178 75H179V76H178ZM73 76H72V78H73ZM92 76H90V77H92ZM115 76L118 77L116 74H115ZM115 76H114L112 79H115L116 81L111 79L112 81H114V82H112V84H114V83L116 82V83L119 85V82H118L119 79L116 78ZM137 76H138V75H137ZM140 76H141V75H140ZM140 76H139V77H140ZM142 76H143V74H142ZM142 76H141V77H142ZM190 76H191V77H190ZM200 76H201V77H200ZM59 77H60V78H59ZM69 77H70V78H69ZM86 77H87V79H86ZM86 77H83V79L85 78V79H84V82L87 80V81H86L87 83L85 82V83H84L85 85H84V84L80 85L81 87L78 86V85L81 84V83H83V82H82V79H81V81H80L79 78L77 79V80L80 81V82H79V84H78V81H76V83H75L76 86H75V84H74L75 88H74L73 91H75L78 87H80V88H86V87H88V88H86V90H89L90 93H91V91H92V92L94 91V92L92 93V95H93V94L97 91V89H98L99 91L101 90L100 88H101L102 86H101V84H100V82H101L100 80H99V83H98V82H96V80L92 79L94 82L98 83V84H95V85H96V86H99V87H96V89L94 90L95 87L93 86V85H94L93 82H90L91 85L93 84V85H92V86L94 87V88L92 87L93 89H91V85L88 84V83H89V82H88V78H89V81L91 80L90 77H88L87 75H86ZM111 77H110V78H111ZM125 77H127V75H126ZM134 77H135V76H134ZM152 77H154V76H152ZM158 77H159V76H158ZM158 77H157V78H158ZM184 77H185V75H184ZM184 77H183V78H184ZM196 77H197V78H196ZM199 77H200V79H198ZM202 77H203V78H202ZM110 78H108L109 80H106V81H110V82H111ZM131 78H132V77H131ZM154 78H155V80L157 79L156 77H154ZM154 78L152 79V78L150 77V80H151V81H149V82H152V80L155 82ZM159 78H160V77H159ZM165 78H163V79H165ZM171 78H172V80L174 79L173 82L171 81ZM175 78H176V77H175ZM183 78H182V79H183ZM189 78H188V79H189ZM201 78H202V79H201ZM59 79H61V80H59ZM67 79H68V80H67ZM76 79H75V80H76ZM103 79H104V78H103ZM103 79H102V80H103ZM106 79H107V77H106ZM138 79H139V78H138ZM141 79H142V78H140L139 80H141ZM143 79H142V81H144ZM163 79H161V80H163ZM92 80H91V81H92ZM117 80H118V81H117ZM126 80H127V78H126ZM128 80H129V79H128ZM159 80H160V79H159ZM159 80H158V81H159ZM161 80H160L159 82L156 81L154 84H156V83H157V84H158V83L160 84L161 82L164 83V82L161 81ZM176 80H179V81H177L178 83H177V82H174V81H176ZM189 80H190V79H189ZM3 81H4V80H3ZM103 81H104V80H103ZM137 81H138V80H137ZM147 81H146V83H147ZM168 81H170V82H172V83H175V84L177 83V84H176V85H173L172 83H168ZM198 81H197V82H198ZM59 82L61 83V86H60V83H59ZM73 82H75V81H73ZM104 82H105V81H104ZM110 82H109V83H110ZM204 82H205V83H204ZM204 82L201 81V83L203 84V86H205V87L207 88V87L209 86V85H208L209 83H207L206 81H204ZM5 83H7V82H5ZM39 83H40V81H39ZM65 83L69 84V87L72 88V89L69 88V89H70V90H69V89H68V85L66 84V86H65ZM109 83H107V82H106V84L103 83V84H104L103 87H106V85H108V87H107V88H109V91H108V92H110V90H111L112 93H113V90H115L116 87H118V86L116 85V83H115L114 85L111 84V86L114 87V88H112L111 86L109 87V85H110ZM127 83H128V81H127ZM133 83L135 84L136 82L134 81ZM141 83H142V82H141ZM146 83H145V84H146ZM199 83H200V82H199ZM77 84H78V85H77ZM87 84H88V86H86ZM99 84H100V85H99ZM103 84H102V85H103ZM128 84L130 85V83H128ZM136 84H137V83H136ZM136 84L134 85L135 87L139 86V85L136 86ZM142 84H143V83H142ZM142 84H140V85H142ZM170 84H172V86L169 87ZM181 84H182V83H180V84H178V85H181ZM6 85H7V84H4V87H5ZM206 85H207V86H206ZM0 86H2V85L0 84ZM9 86H10V85H8L7 87H9ZM77 86H78V87H77ZM84 86H85V87H84ZM119 86H120V85H119ZM121 86H122V87H118V88H121V89L123 88L124 90H126V89H125V88H126V85H125V84H124V85L122 84ZM123 86H125V88H124ZM130 86H131V85H130ZM159 86H160V85H159ZM2 87H3V86H2ZM10 87L13 89V92H11L12 89H11ZM10 87H9V91H10L11 93H10L9 91L7 92V89H8V88H7L6 90H3V91L7 92V95H9L8 97H10V98H14V96H10V95H11L12 93H13V95H15V94H14V92H15V91H14V90H15L14 88H15V87H14V86H10ZM64 87H65V88H64ZM76 87H77V88H76ZM103 87H102V89H103ZM132 87H133V86H132ZM174 87H176V88H174ZM226 87H227V86H226ZM58 88H60V89H58ZM63 88H64V90H63ZM107 88H106V89L104 88L103 90H106V92H107V90H108ZM118 88L116 89L117 92H119V91H118V90H119ZM223 88H225V87H223ZM227 88H228V87H227ZM229 88H230V86H229ZM231 88H233V87L231 86ZM0 89H5V88H1V87H0ZM18 89H20V88H17V87H16V90H18ZM55 89H58V91L56 90V91H57V92H56ZM123 89L121 90V93L124 92V94H125L126 91H123ZM130 89H131V88H130ZM165 89H166V90H165ZM21 90H22V89H21ZM21 90H20L19 92H21ZM27 90H31V89H27ZM66 90H67V91H66ZM82 90H84V89H82ZM86 90L81 91V89H80L81 92H80L79 94L76 93V92H77V90H76V91H75V94H77L78 96L80 95L79 98H81V99H82V98L85 99V98L88 97L89 94H90L89 91H88V93H87ZM127 90H128V87H127ZM138 90H139V89H136V90H135V88H134V89L132 90V94L137 95L136 93H133V91H136V92H137ZM170 90H171V91H170ZM223 90H224V89H223ZM228 90L232 91L231 89H227V91H228ZM22 91H23V90H22ZM62 91H63V92H62ZM68 91H69V92H68ZM128 91H129V90H128ZM128 91L126 92L127 94H126L124 97L127 96V97L129 98L128 95L131 94V90H130V92H128ZM175 91H176V92H175ZM225 91H226V90H225ZM234 91H235V89H233V91H232L231 93L228 91V92L230 93V96H229L230 98H231V95H232V96H235V95H237V93H238V95L240 94V91H235V93H234ZM19 92H18V93H19ZM58 92H60V93H58ZM78 92H79V91H78ZM82 92H83L84 94H82ZM85 92H86V93H85ZM138 92H139V93H138ZM138 92H137V93H138V96H135V95H132V94H131V95L133 96V97L131 96L132 98H129V99H128V98L126 97L129 101H128V100H124V102H123V100H122L123 97H121V98L119 97V98L122 100V104L120 103L121 101H117V100H116L117 98L114 99V97L117 96L116 92H115L116 95H114V96L111 94V95L113 96V98H111L112 96H111L110 94H107L108 96H109V95L111 96V97H109V98H111L112 101H113V99H114V101L116 100V102H119V106H117V105H118L117 103L112 102V101H111L112 103L109 101V103H110L109 105H110V106H111L112 104H114V105H112V106H115V105H116V107H113L112 109L114 110V109L116 108L117 110L115 109L114 111H115L119 116H121L123 103L126 104V103L130 102V99H132L133 103H132V102H130V103H132V104H135V103H136V104H137V107H139V109L141 108L140 110H141V112H142V111H143V110H142V106H141L140 103H139V102H141V98L139 97V95H140L141 92H140V91H138ZM165 92H166V93H165ZM3 93H4V92H3ZM8 93H10V94H8ZM15 93H16V96H17V91H16ZM21 93H22V92H21ZM21 93L18 94V97L21 95ZM55 93H56V94H55ZM62 93H63V94H62ZM65 93H66V94H65ZM72 93H73V92H72ZM96 93H99V92H96ZM96 93L94 94L95 97H94V95H93V96L91 95V97L89 96L92 100L95 99V101L92 102V100H91L90 102H88V103H90L89 105H91V104H92V105L90 106V108L87 107V108H86V111H88L87 109H91V107L93 108V103H94V102L96 103V106H98V104H97V103H98L97 100H101V99H97V98H98L99 96H102V95H100V94H102V91H100V94H99V95H96ZM103 93H104V91H103ZM232 93H234L235 95L232 94ZM1 94H2V93H1ZM23 94H24V91H23ZM23 94H22V96H20L19 98L24 97ZM73 94H74V93H73ZM81 94H82L83 96H82ZM85 94H86V96H85ZM158 94H160V93H158ZM173 94H174L175 96H174ZM222 94L224 95V93H222ZM222 94H221V95H222ZM226 94L228 95L227 92H226ZM226 94L224 95L225 99H223V98H224L223 96H221V97H223V98H221V97L219 96V97L221 98V99L219 98V99H220V102L218 101V100H219V99H218V96H217L218 94L215 95V96H217V97H215V96H213V95H212V97H211V96L209 95V97H211V98H213V99H214V98L218 99V100H217V104H216V102H214V104H213V102L210 103V104H211V105H214V106H216V105L219 104V106H216V107L213 106V110H212V108L210 107L211 110H212V112H211L210 110H207V112L210 111L211 113H213V111H214V114H215L216 111H217V109L219 110V108H222V109L225 108L226 106L223 107V105H222V104H224V103L221 104V107H220V103H221V100H223V102L226 100ZM241 94H242V93H241ZM241 94H240V95H241ZM4 95H5V97H6V93H4ZM4 95H3V97H4ZM56 95H57V97H56ZM60 95H61V96H60ZM87 95H88V96H87ZM104 95L106 96V93H105ZM104 95H103L102 97H104ZM118 95H119V93H118ZM122 95H123V94H122ZM168 95H169V96H168ZM253 95H254V94H253ZM255 95H256V94H255ZM71 96H72V95H71ZM78 96H77V97H78ZM96 96H98V97H96ZM108 96H107V97H108ZM120 96H121V94H120ZM141 96H142V94H141ZM180 96H181V97H180ZM241 96H243V97H240V96H239V98H242V99H240V100H239L238 97L235 96L236 99H237V100H236L237 102H238V100H239V102H241V101L243 100L244 95L242 94ZM246 96H247V99H248V100L246 99ZM249 96H250V95H249ZM249 96H248V94L245 95V98H244V99H246V100H244V103H246V102L249 101ZM8 97H6L5 99H7ZM52 97H53V96H52ZM74 97H75V96H74ZM74 97H73V98H74ZM89 97H88V98H89ZM107 97H106V98L104 97V98H105L104 101H106V102L109 100V99H107ZM117 97H118V96H117ZM135 97H136V98H135ZM138 97H139L140 101L137 99ZM143 97H144V96H143ZM173 97H174V98H173ZM227 97H228V96H227ZM252 97H254V96H252ZM16 98H17V97H16ZM73 98H72V99H73ZM79 98H78V99H79ZM88 98H86V99L88 100ZM90 98H89V100H90ZM99 98H101V97H99ZM104 98H102V100H103ZM167 98L170 99V102L168 101L169 99L167 100ZM14 99H15V98H14ZM14 99H11V101H13ZM78 99H77V101H79V100L81 101V99H79V100H78ZM86 99L83 100L82 103H83V102H84V103H87V100H86ZM96 99H97V100H96ZM124 99H125V98H124ZM135 99H136V100H135ZM9 100H10V99H9ZM17 100H19V102L16 101V99H15V101H16L17 103H19V106H21V105H20V99H17ZM22 100H23V99H21V101H22ZM74 100H75V98H74ZM89 100H88V101H89ZM134 100H135V102H134ZM175 100H176V99H175ZM175 100H174V101H175ZM85 101H86V102H85ZM126 101H128V102H126ZM165 101H166V102H165ZM174 101H173V102H174ZM245 101H246V102H245ZM254 101H255V100H254ZM65 102H66V101H65ZM91 102H92V103H91ZM101 102H102V101H101ZM101 102H100V103H101ZM144 102H145V101H143L142 103H144ZM161 102H162V103H161ZM218 102H219V103H218ZM237 102H236V104H239V107H242V105L244 104V103L241 102L242 104H241V106H240V103H239V102L237 103ZM249 102L251 103V102H252V99H250ZM59 103H61V101H60ZM82 103H81V106L79 105L80 108H81V111H82V107H83V109H85L84 106L88 104V103H87V104L84 105V103H83V104H82ZM95 103H94V106H95ZM100 103H99V104H100ZM138 103H139V106H138ZM142 103H141V104H142ZM23 104H24V103H23ZM78 104H79V103H78ZM78 104H77V105H78ZM104 104H105V103H104ZM125 104H124V106H123V107H125V109L123 108V109H124V110H123V113H124V114H123V113H122V114H123L124 116H125L126 114H129V115H127V116H128V117H127V120H128V122H131V124L128 123L127 125L129 126V127H128V130L131 129V131H132V130H135V129L133 128V126H135V124L138 122V119L136 120V118H138V117L140 116L139 118L141 119L142 116L140 115V112H138L139 114H138V113H137V114H136V113L134 114V112H137V110L134 108L133 105H131V104L129 105V104H128L129 106L127 105V107L132 106V109L134 108V110H132L131 107H130V108H129L130 110H128V111H131V110H132L131 113H133L134 116H135V115H136V116L138 115V117L133 118V117H134V116H133L132 119H130L129 117H131V116H130L131 113H129V112H126V113H125V112H124V111L127 110ZM169 104H171V106H173V107H168ZM210 104H208V105H210ZM101 105H102V104H101ZM105 105H106V104H105ZM105 105H104V106H105ZM109 105H108V106H109ZM121 105H122V106H121ZM146 105H147V104H146ZM164 105H165V106H164ZM96 106L94 107V108H95V111H97V113L100 112V113H102V114H105V113H106V114H105V117H108V118H105V117L103 118L102 115H100L101 117H100L99 115H97V116H98V117H97L96 115H94L95 113H94V114L90 113V112H92V110H93V109H92V110H90L89 113L87 112V114H86V111H85V112H81V114L83 113L84 116L86 115V118H83L84 116L82 117V119H83L82 122L88 120L90 123H92V122L94 121L93 118H95V117H96V118H99V117H100L101 119H100V118H99V119L102 120V122H104V121H109V120H107V119L112 118V115H111V114H114V113H115V112H113V110H112V109L110 108V106H109L108 110H110L111 112H113V113L110 114V116H111V117H110L109 114L107 115V112H105V111H106L105 109H107L106 107H105V109H104V107L102 108L101 106H98V107H96ZM108 106H107V107H108ZM112 106H111V107H112ZM120 106H121V107H120ZM135 106H136V105H135ZM143 106H145V104H144ZM162 106L159 107L158 110H155V109L152 107V108L155 110L154 113L156 114L157 111H159V112L161 113L162 111H160V110H161L160 108H163ZM206 106H207V104H206ZM228 106H229V105H228ZM85 107H86V106H85ZM100 107H101L102 109L105 110V111H104L105 113L103 112V110H102ZM137 107H136V108H137ZM145 107H147V109H145ZM145 107H144V109L147 111V114L149 113V112H148L149 109H150V110H153V109L149 108L150 105L145 106ZM96 108H97V109H96ZM98 108H100L99 111H98ZM148 108H149V109H148ZM173 108H174V109H173ZM214 108H215V109H214ZM226 108H227V107H226ZM226 108H225V109H226ZM120 109H121V112L119 111ZM171 109H172V110H171ZM177 109H179V110H177ZM145 110H144V111H145ZM154 110H153V111H154ZM162 110H163V111H166V110H164V108H163ZM176 110H177V111H176ZM226 110H227V109H226ZM83 111H84V110H83ZM95 111H94V112H95ZM118 111H119L120 113H119ZM133 111H134V112H133ZM144 111H143V112H144ZM153 111H151V112L153 113ZM108 112H109V111H108ZM151 112H150V113H151ZM159 112L157 113L156 116H152V117H151L152 119H149L150 116L152 115V113H151L150 116L147 115L146 113H143V115L145 114L146 116H149V118L145 117V115H144V116L142 117V119H143L144 122L141 121L142 123H144V125H143L142 123H140L143 127L140 128V127H138L137 125H136L135 127H136L137 129L139 128L140 130H141L142 128H143V129L146 128V129H148V130L145 129V131H144V130L142 129V131H144V132L141 131L140 135H143V136L138 135L139 138H138V137H136V139H135V137H134V138H131L132 141H133L132 144L135 145V146H134V145H131L132 147H133V146H134V147H137V146H136L137 144H135V143H139V144H140L142 141H144L145 144L147 143L146 145H145V144L143 145V146L147 147L148 143H150V141H153V138L155 137V135H156V133L158 132V130H159L160 128H162V127L160 126L159 123L163 122V121H164L163 119H165V118H164L165 116L162 117L161 115H159ZM180 112H181V113H180ZM100 113H99V114H100ZM150 113H149V114H150ZM179 113H180V114H179ZM184 113H185V114H184ZM187 113H188V114H187ZM217 113H218V112H217ZM141 114H142V113H141ZM155 114H153V115H155ZM161 114H162V113H161ZM206 114L211 115L210 113H206ZM88 115H90V116L92 115V116L90 117V116H88ZM114 115H115V114H114ZM123 115H122V116H123ZM158 115L161 116V117L163 118V119H162L161 117H159V119H161V120H160L161 122H160L159 119H158ZM180 115H181V116H180ZM191 115H192V116H191ZM212 115H213V114H212ZM212 115H211V116H212ZM87 116H88V117H87ZM93 116H95V117H93ZM115 116H116V118H117V115H115ZM122 116H121V119H120V117H119L120 121H121L122 118L124 117V116H123V117H122ZM251 116H252V115L250 114V117H251ZM92 117H93V118H92ZM109 117H110V118H109ZM155 117H156V118H155ZM190 117H191V118H190ZM87 118H88V119H87ZM89 118H90V120H92V121H90ZM91 118H92V119H91ZM102 118H103V119H106V120L103 121ZM153 118H154V120H153ZM187 118H188V120H187ZM252 118L254 119V117L252 116V117H251V120H248L247 122H249V121H250V122L253 121ZM84 119H85V120H84ZM140 119H139V120H140ZM147 119H148V121H147ZM156 119H157V120H156ZM175 119H176V118H175ZM175 119H174V120H175ZM100 120L97 119V120L94 121L95 123L93 122L92 124H93V125H94V124H98V126H101V125L105 124V122L102 123ZM113 120H114V117H113ZM113 120H111V122L109 121V122H110V126H111ZM115 120H118V118L115 119ZM123 120H124V118H123ZM123 120H122V123H121L120 121H116V122H117V123L120 122V123H118V125H121V124H123ZM129 120H130V121H129ZM131 120H132V121H131ZM133 120H134V121L136 120V121H135L136 123H134ZM145 120H146L147 122H146ZM149 120H152V122H150ZM162 120H163V121H162ZM181 120H182V122H181ZM230 120H231V119H230ZM233 120H234V119H233ZM233 120H232V121H233ZM254 120H255V119H254ZM49 121H51V123H52V121H54V120L52 119V120H49ZM49 121H48L47 123H50ZM96 121H98V122H96ZM99 121H100V122H99ZM125 121H126V117H125L124 122H125ZM156 121H158V123H157ZM179 121H180V122H179ZM241 121H242V120H241ZM55 122H56V120H55ZM55 122H54V123H55ZM109 122H106V123L108 124ZM132 122H133L134 124H133ZM139 122H140V121H139ZM139 122H138V124H139ZM148 122H149V123H148ZM154 122H155V124L157 123V124H156L157 127H158V126L160 127V128L158 127L159 129L156 128ZM243 122H244V120H243ZM247 122H245V123H247ZM253 122H254V121H253ZM253 122H252V123H253ZM54 123H53V125L50 124V126H51V128H49L50 130L53 129L52 127H54V129H55ZM57 123H58V120H57ZM100 123H101V124H100ZM113 123H115V121H114ZM117 123L112 124V125H117ZM125 123H126V122H125ZM125 123H124V124H125ZM147 123L149 124V126H148ZM151 123H152V124H151ZM163 123H164V122H163ZM180 123H181V125H180ZM252 123H250V124H252ZM32 124H33V123H32ZM32 124H29V125H32ZM59 124H60V122H59ZM81 124H82V123H81ZM84 124H86V123H83L82 125L85 126ZM88 124H89V123H88ZM88 124H86V126H87ZM92 124H90V125H92ZM99 124H100V125H99ZM153 124H154V125H153ZM158 124H159V125H158ZM165 124H166V123H165ZM165 124H164V125L161 124V125H162V126H165ZM253 124H255V122H254ZM256 124H257V123H256ZM48 125H49V124H48ZM48 125H46V126H48ZM56 125H57V124H56ZM62 125H63V124H62V122H61V126H62ZM105 125H106V124H105ZM105 125H104V127L101 126V127H102L101 129H102V130L106 129V128H105ZM108 125H109V124H108ZM130 125H131V126H130ZM132 125H133V126H132ZM141 125H139V126H141ZM146 125H147V126H146ZM152 125H153V126H152ZM176 125H177L178 128H176ZM182 125H183V126H182ZM184 125H185V126H184ZM197 125H198V126H197ZM27 126H28V125H27ZM33 126H36V125H32V126H29V127L24 126L25 130H26V128H28V129L30 130V132L32 133V135H31L32 137H33V134H34L35 132L38 131V130H37V131H35V132H32V131H31V130H32L31 128H36V129H37V126H36V127H33ZM145 126H146V127H145ZM151 126H152V128H151ZM169 126H170V125H169ZM181 126H182V127H181ZM21 127H22V126H21ZM30 127H31V128H30ZM48 127H49V126H48ZM48 127H47V128H48ZM57 127H58V125H57ZM63 127H64V126H63ZM88 127H90V128L92 129L93 126H88ZM95 127H97V125H96ZM106 127H107V125H106ZM114 127L117 128V126H114ZM114 127L112 126V127H110L109 129L111 130V129H113ZM120 127H122V126H120ZM124 127H126V124H125V126L123 125V129L121 128V129L123 130V132H124V129H125ZM144 127H145V128H144ZM148 127H149V128H148ZM153 127H155L157 131H155V132L153 131V132H152ZM180 127H181V129H180ZM185 127H186V128H185ZM195 127H196V128H195ZM19 128H20V127H19ZM19 128H18V129H19ZM47 128H46V130H47ZM60 128L62 129V127H59L58 129H55V130L53 129V130H54L55 132H57L56 130H59L57 133H59L58 135H60ZM97 128L99 129V132H102V130L100 129V127H97ZM103 128H104V129H103ZM116 128L113 129V130H115L116 132H115V131L112 132L113 130H111V132H110V130H108V132L110 133V134H108L109 136H108V135L106 136V134H105L106 132L104 133V131H103L101 136H102L103 138L105 137L104 139L101 138V137L99 136V132H96V131H98V129H97V130H94V129L91 130V129H90L91 131H89V132H94V131H95V132H96L95 134L98 133V136L101 138V140H105V142H106V140H109V139L111 140V139H112L111 136H115V137H114L115 139L113 138L115 144H113V141L111 140V141H112V144H113V145H116V143H117V144L119 143L118 145L120 146V145H121L120 143H121L123 140L121 141L122 137H121V139H120V137H118V139H116V138H117V136H116V135H117V131L120 132V131H119V130H120L119 126H118L119 130H116ZM118 128H117V129H118ZM126 128H127V127H126ZM155 128H154V129H155ZM173 128H172V129H173ZM209 128H210V127H209ZM22 129H23V128H22ZM22 129H20L19 131H22ZM28 129L26 130L27 132L29 131ZM36 129H35V130H36ZM38 129H39V128H38ZM49 129H48V130H49ZM149 129H151V130H149ZM25 130L22 131V134L24 133ZM48 130H47V132H50V130H49V131H48ZM63 130H64V132L61 130V134L64 133L65 135H66V134L68 135V132H65L67 129H66V130L63 129ZM68 130H69V129H68ZM68 130H67V131H68ZM88 130H89V129H87L86 132H88ZM100 130H101V131H100ZM106 130H107V129H106ZM128 130H127V131H128ZM166 130H167V129H166ZM169 130H170V129H169ZM42 131H43L42 129H41V130L39 129V131L37 132V135H36V134H34V135L39 136V137H40V136L42 137V136L44 135L43 133H41L42 135L40 134V132H42ZM127 131H125V132H127ZM131 131H130V132H131ZM149 131H151V133H150ZM206 131H207V132H206ZM52 132H53V131L50 132V135H51ZM55 132H54L53 134H54V136L57 137V134H56ZM62 132H63V133H62ZM108 132H107V133H108ZM121 132H122V131H121ZM125 132H124L123 134H126ZM128 132H129V131H128ZM145 132H147V134H144ZM180 132H181V131H180ZM17 133H18V130H17ZM31 133H30V134H31ZM112 133H115V134L113 135ZM148 133H149V134H148ZM22 134H21V132L19 133V135H22ZM38 134H40V135H38ZM48 134H49V133H48ZM69 134H70V133H69ZM103 134H105V136H103ZM119 134H120V133H119ZM123 134H122V135H123ZM25 135H26L27 137H26ZM50 135H49V137H50ZM67 135H66V140H67ZM122 135H119V136H122ZM145 135H147V136H145ZM22 136H23V135H22ZM31 136H30L29 134H27V133L24 134V141L28 140V139H25V138H28V137H29V140H31V139L33 140V138H32ZM46 136H47V139H49V140L51 139V140H52L50 146H51V148H52V150H53V148H54L55 146L52 145V142H53L54 139H56V137H55L54 139H52V138H53V135H51L52 138H48V135L46 134V131H45V137L43 136V138L45 139ZM61 136H63V135H61ZM69 136H70V135H68V137H69ZM85 136H86V134H85ZM124 136H125V135H124ZM149 136H151V137H149ZM30 137H31V138H30ZM41 137H40V138H41ZM86 137H87V136H86ZM106 137L109 138V139H107ZM125 137H126V136H125ZM125 137H124V138H125ZM142 137H145V138L143 139ZM34 138H37V137H34ZM57 138H58V140H60L59 137H57ZM60 138H61V137H60ZM64 138H65V136H64ZM64 138L62 137L63 142H64ZM140 138H141V139H140ZM149 138H150V139H149ZM41 139H42V138H41ZM41 139H40V140H41ZM44 139H43V140H44ZM47 139H46L45 141H47ZM86 139H87V138H86ZM119 139H120V141L117 142L116 140H119ZM126 139L128 140V138H126ZM126 139H124V142H122V145H123V146L128 145V146H126V148H127V147L129 148V147H131V146H130L131 140H130V142H128L129 140L126 141ZM129 139H130V138H129ZM134 139H135L136 141H135ZM137 139H140V140L137 141ZM145 139H146V140H145ZM147 139H148V140H147ZM29 140L26 141V143H28ZM32 140H31L30 142H32ZM40 140H39V141H40ZM43 140H42V141H43ZM49 140H48V141H49ZM68 140H69V138H68ZM71 140H72V139L70 138V140H69L67 143H66V142H64V143H65V144L71 143V142H72ZM110 140H109V143L111 144V141H110ZM39 141L36 139V142L39 143ZM70 141H71V142H70ZM125 141H126V144H125ZM134 141H135V143H134ZM145 141H146V142H145ZM30 142H29V143H30ZM36 142H35V143H36ZM54 142H57V140L54 141ZM54 142H53V143H54ZM63 142H62V143H63ZM102 142H103V141H102ZM105 142H103V143L107 146L109 143H105ZM107 142H108V141H107ZM127 142H128V143H127ZM205 142L207 143V141H205ZM44 143H45V142H44ZM47 143H48V142H47ZM59 143H60V142H59ZM59 143H58V144H59ZM40 144L43 145L42 143H40ZM40 144H39V145H40ZM49 144H50V142H49ZM55 144H56V143H55ZM55 144H54V145H55ZM110 144H109V145H110ZM139 144H138V146L141 147V148L139 147V149L144 150V148L141 146V145L143 144V142H142L141 145H139ZM59 145H60L61 147H63V145H61V143H60ZM68 145H69V144H68ZM68 145H66V146L68 147V150H69V146H68ZM70 145L72 146V144H70ZM109 145H108L107 147H109V148L112 147V148H113L112 151L114 152V153H113L114 155H117V154H118V156H119V155L121 156V152H122V151H119L120 148L117 147L118 145H116V147L119 148V149L116 148L117 150L114 149L115 146L113 147V146H111V145L109 146ZM52 146H53V147H52ZM60 146H59V147H60ZM87 146H88V148H91V147H92V145H87ZM56 147H57V144H56ZM64 147H65V146H64ZM67 147H66V149H67ZM121 147H122V146H121ZM148 147H150V144L148 145ZM93 148H94V147H93ZM109 148H107V150L110 151L111 149H109ZM123 148H124V147H123ZM123 148H121V149H123ZM128 148H127V150H128ZM0 149H1V148H0ZM54 149H55V148H54ZM57 149H58V151H62V152H65V153H66V151H68V150H66V151L61 150L62 148L60 149V148L57 147V148L55 149V152H57V151H56ZM59 149H60V150H59ZM72 149H73V147L71 148V150H72ZM83 149H85V153H84L85 155H84V156H86V155H87V156L91 155V156H89V159H91V158L93 157V160H92V159H91V160H88L87 157H86V158H87V159H86V158L83 156V153H82V152H83V151H82ZM83 149L80 151V154H81L86 160H85L84 162H83V159H84V158H83L82 160H79L80 157H81V156H79V158H78V160L80 161V162H79V166L82 164L83 168L87 167V168H86L87 171H88L89 173H90V172H91V173L93 172V174H94V175H93V174L90 173L91 176H96V177H94V178H96L95 180H98V179H99V181H100V179L102 178V176L98 174V173H99V170L96 169V168H98V167H96V166H98V162H97V163H93V164H95V165L97 164L96 166L93 165L92 162H90V164H91L92 167L95 166L94 169H93L91 166H86V165L89 164L88 161H93V162H95V161H99V160H100L99 158H98L99 160L96 158V156H97V155H95V154L97 153L96 150L93 151V154H94V156H93V154H91L92 152H88V151H87V150H88L87 147H86V148H83ZM86 149H87V150H86ZM91 149H92V148H91ZM148 149H149V148H148ZM73 150H74V149H73ZM92 150H93V149H92ZM107 150H106V151H107ZM114 150H115V151H114ZM69 151H70V150H69ZM112 151H111V152H112ZM116 151H118V153H116ZM145 151H147L146 148H145ZM13 152H14V151H13ZM13 152H12V151H9V154H11V153L13 154ZM53 152H54V151H53ZM62 152L59 153V155L62 154L61 156H63V158H65V159H67V158L65 157L67 154L70 153V155H71V152H68V153H66V154L64 153V155H63ZM76 152H77V151H76ZM76 152H75V153H76ZM94 152H96V153H94ZM134 152H135V151H134ZM86 153H88L89 155L86 154ZM115 153H116V154H115ZM0 154L2 155V153H0ZM54 154H55V153H54ZM106 154H107V153H106ZM122 154L124 155V150H123V153H122ZM135 154L137 155L138 152H135ZM57 155H58V154L56 153V158L54 157L55 160L57 159ZM59 155H58V157H60ZM75 155H76V154H75ZM110 155H112V153H110ZM114 155H112V157L106 155V158L104 157L105 159L103 158V159H102L101 161H99V162H102L103 160H105L104 162H106V161H108V162H112V163H109L110 166H108L110 169L106 166L107 163H104V164H106V165H104V166H106V168L109 169V172H112L113 174L116 173L117 176H119V177H120V176H121V177L124 176L125 180H126V179L129 180L130 177L128 176L129 178H128V177L126 178L125 175H126L127 172H128L127 175H128V174H130V175L132 174L131 171H133V168L131 167V169L129 170V167H130V165L133 166V165L136 164V163H130V164H129L130 161H129L128 163H125V161H124V163H123V162H120V160L116 161V159H115L114 157H117V156H114ZM11 156H12V155H11ZM53 156H55V155H53ZM67 156H68V155H67ZM73 156H74V155H73ZM73 156H72V158L76 157V156H74V157H73ZM113 156H114V157H113ZM12 157H13V156H12ZM90 157H91V158H90ZM94 157H95L97 160H95ZM97 157H99V156H97ZM10 158H11V157H10ZM61 158H62V157L59 158V161H60ZM63 158H62V159H63ZM81 158H82V157H81ZM108 158H109V160H108ZM62 159H61V160H62ZM69 159H71V158L69 157L66 161L63 160V164H66L65 162H70V161H68ZM111 159H112V160H111ZM118 159H119V158H118ZM87 160H88V161H87ZM94 160H95V161H94ZM114 160H115V161H114ZM113 161H114V162H113ZM57 162H58V160H57ZM86 162H87V164H86ZM102 163H103V162H102ZM113 163H114V166L112 165ZM116 163H117V164H116ZM120 163H121V164H120ZM60 164H62V161H61ZM68 164H69V163H68ZM68 164H67V165H68ZM122 164H123V166H124V169H123ZM124 164L126 165V167H125ZM128 164H129V165H128ZM132 164H133V165H132ZM67 165H66V169H65V167H64L65 165H64L63 167L61 166L60 169H57L56 171H55V170H54V171H55V172L59 171V172H60V175H61V174L63 175L65 170H66L65 173H68L67 171H69L70 174L73 173V172H74V168H73V171L71 170L72 172H70V169L67 170V168H68L69 166H71V165H70V164H69L68 166H67ZM99 165H101V164H99ZM115 165H117V166H115ZM119 165H120V166H119ZM58 166H59V164H58ZM102 166H103V165H101L100 167H102ZM90 167L92 168L93 171H91V168H90ZM113 167H114V169H116L117 171L119 170V171H118V172H117L116 170L114 171ZM115 167H116V168H115ZM117 167H120V168H117ZM61 168H63V169H61ZM70 168H71V167H70ZM83 168H81V167H80V168H77V170L81 169V171H78L80 174H82L81 172H82V169H83ZM103 168H104V167H103ZM103 168H102V170H101V168H98V169H100V170L102 171V173H103V172H104L103 170L105 169V168H104V169H103ZM125 168H126V169H125ZM64 169H65V170H64ZM86 169H85V170H86ZM88 169H89V170H88ZM120 169H121V171H120ZM60 170H64V171L62 172V171H60ZM85 170L83 169L84 173H85ZM95 170H96V171H95ZM112 170H113V171H112ZM94 171H95V172H94ZM122 171H123V172H122ZM126 171H127V172H126ZM129 171H130V172H129ZM55 172H54V173H55ZM59 172H57V173H56L57 175H56V174H55V175L58 176V173H59ZM97 172H98V173H97ZM114 172H115V173H114ZM120 172H121L122 174H123V173H125V174H123V176H122V174H121ZM52 173H53V172H52ZM84 173H83V174H84ZM89 173H86L87 176L84 175V176H85V177H84V180H83L84 184H89V183H90V182H88V181H90V180L86 181L87 179H89V178H87V177H89V176H88ZM112 173H111V174H112ZM70 174H69V176H71V175L75 176V174H71V175H70ZM97 174H98V176H100L101 178L98 177ZM103 174H104V173H103ZM116 174H115V175H116ZM119 174H121V175H119ZM63 176H65V175H63ZM69 176H68L67 174H66V176H65V178L67 179V182H68V180H69V179H68ZM91 176H90V177H91ZM60 177H61V176H60ZM60 177H59V178H60ZM97 177H98V178H97ZM54 178L57 179L58 177H55V176H54ZM59 178H58V179H59ZM62 178H64V177H62ZM62 178H61V180H60V183H61V184L59 183V185H62ZM65 178H64V180H65ZM69 178H70V177H69ZM72 178H73V177H72ZM94 178L92 177L91 179H94ZM124 178H121V179H123V180H121V181H122V182H121L122 184L120 183L121 185H123V184H127V183L130 181V180H129L128 182L125 181V183H124ZM85 179H86V180H85ZM102 179H103V178H102ZM102 179H101V180H102ZM73 180H74V179H73ZM118 180L120 181L119 178H118ZM55 181H57V180H55ZM70 181H72V180H70ZM119 181H117V182H119ZM58 182H59V181H58ZM64 182H66V181H64ZM64 182H63V185H62V186H65V185H66V183H64ZM72 182H74V181H72ZM72 182H71V183L69 182L68 184H69L70 186L73 187V185H72L73 183H72ZM100 182H101V181H100ZM102 182H104V181L102 180ZM126 182H127V183H126ZM66 186H68V185H66ZM66 186L64 187V189L66 188ZM70 186H68V187H70ZM60 187H61V186H60ZM62 189H63V188H62ZM64 189H63V190H64ZM69 189H70V188H68V190H69ZM66 190H67V188H66ZM68 190H67L65 193L67 194V192H69V196H70V195L72 196V193H71L70 191H74V190H72V188H71L69 191H68ZM57 191H58V190H57ZM59 191H61V190H59ZM59 191H58V192H59ZM64 191H65V190H64ZM122 191H126V190H122ZM54 192H55V191H54ZM61 192H63V191H61ZM56 193H57V192H56ZM56 193H54L53 195L55 196ZM65 193H62L61 195L59 194V195H60V196L58 195L59 197H56V196L53 197V195H52L53 198H56V202L59 203V205L57 204V205H58L57 207L62 206V204H68V203H69V201H67V200H68V198H67L68 196H67V197L65 196L66 200H65V199L62 200L64 197H63L62 199L60 198L61 196H63V194L66 195ZM74 194H75V193H74ZM74 194H73V195H74ZM36 195H37V194H36ZM36 195H35V196H36ZM37 196H38V195H37ZM37 196H36V197H37ZM38 197H39V196H38ZM35 199H36V198H35ZM35 199H34L33 201H36ZM58 199H59L60 202L57 201ZM69 199L71 200L72 197L69 198ZM21 200H22V199H21ZM23 200H24V199H23ZM23 200H22V201H23ZM52 200H54V199H52ZM26 201H27V199H26ZM63 201H64V203L60 204V203L63 202ZM65 201H66V202H65ZM71 201H73V200H71ZM27 202H29V200H28ZM36 202H37V201H36ZM38 202H39V201H38ZM38 202H37V203H38ZM41 202H42V201H41ZM41 202H39L38 204H42L41 207H43V202H42V203H41ZM67 202H68V203H67ZM25 203H26V202H25ZM37 203H36V204H37ZM26 204H27V203H26ZM33 204H34V206L36 207V204H35V203H33ZM33 204H32V206H33ZM27 205H29V203H28ZM27 205H26V206H27ZM34 206H33V207H34ZM37 206L40 207L39 205H37ZM63 206L65 207V205H63ZM66 206H67V205H66ZM35 207H34V210H35L34 213L37 214L38 211H39L40 209H38V207H37V208H35ZM20 208H21V207H20ZM61 208H63V207H61ZM61 208H59V209H61ZM65 209H66V208H64L63 210L65 211ZM61 210H62V209H61ZM63 210H62V211H63ZM66 210H67V209H66ZM18 214H19V215L21 214V209H20V211H19ZM0 242H1V241H0ZM7 244H8V243H6V245H4V244L2 245V243H0V253H4V249H5L4 247H5V246H6L7 248L9 247V244H8V246H7ZM7 248H6V249H7ZM7 250H10V248L7 249ZM8 262H12V261L8 260ZM12 264H13V263H12Z\"/></svg>","mask_w":264,"mask_h":264}]
</instances>
